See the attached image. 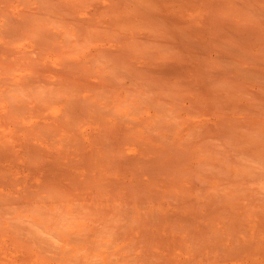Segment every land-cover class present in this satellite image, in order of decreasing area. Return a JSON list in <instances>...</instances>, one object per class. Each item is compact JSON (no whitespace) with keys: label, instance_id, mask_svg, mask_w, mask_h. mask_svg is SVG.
Returning a JSON list of instances; mask_svg holds the SVG:
<instances>
[{"label":"rangeland","instance_id":"1","mask_svg":"<svg viewBox=\"0 0 264 264\" xmlns=\"http://www.w3.org/2000/svg\"><path fill=\"white\" fill-rule=\"evenodd\" d=\"M88 1L89 3H87ZM149 1L150 0L148 1L147 0H0V16H1L0 17L1 18L0 20V96H1L0 99L1 100L0 101V152H1L0 153V177H1L0 178V201H1L0 208L3 207L0 209V226L2 225L1 227H3V229H1L0 227V235L5 234L2 237L0 236V239H3L0 242V254H1L0 264H29L31 261H32L31 264H40V263L42 264V262L43 263L45 262V264L46 262L47 264H79V263L80 264H130L129 262H131V264H135V263L136 264L137 263L138 264H144V263L145 264H167V263L168 264H179V263L180 264L181 263L183 264H196V263L198 264H204V263L205 264H245V263L264 264L263 256L258 257L264 254H262V251L260 252L258 251L260 254L256 252L257 249L263 250L264 248V235H263L264 227L263 224L259 223L262 220V218H263L262 221L264 223V217L263 214H261L262 218L261 216H259L260 220L258 222V217H256L257 215L253 214L254 215L253 218L252 215H250L248 212L250 211L249 207L251 208L252 206L251 205L252 201H253L252 203L253 205L255 204L257 205V208L259 207V213L260 211H262V209L259 206V203H256L258 200L257 201L253 200V198L256 196L260 198L261 195L262 196L264 195V193H262L264 192V154H263L264 140H261V143L263 142L262 145L260 142H258L259 139H261V136H263L262 139H264V123H262L264 122V104H263L264 103V52H263L264 51L263 50L264 49V39H263L264 38L263 36L264 35V29H263L264 0H248V1L247 0H234V1L233 0L232 1L231 0H157L156 2L158 4L153 0L150 2ZM152 2H155V4H153V7L151 4ZM135 4H137V6L140 5L141 8L143 9L139 7L141 10L140 9L136 10L135 8L137 6H135ZM237 4L240 6V9H237L238 11H235L236 7L238 8ZM258 4L260 5V7ZM154 6L157 7L155 8ZM214 6H221V7L218 8ZM233 6L236 7L234 8ZM225 7L227 9H225ZM217 8L218 11L221 10L222 12L219 14L220 12L219 11L218 14L215 15L217 13ZM257 8H260V10L258 11ZM129 9L130 11H128ZM116 10L117 11L120 10L121 12L120 11L117 12ZM122 11L125 12L127 11V12L125 13ZM131 11H132L131 14L128 13ZM117 13H119L118 14L119 16L117 15ZM39 14L41 16H39ZM139 14L141 15V17L139 16ZM116 15L118 16V18ZM33 16L35 19H37L36 21L33 18ZM26 17L28 19L31 18L32 21L31 19L28 20ZM123 17L124 19H122ZM157 17L158 19H161L160 17H162L163 20L162 19L157 20ZM125 18L129 21H127ZM14 20L15 22H13ZM8 21H10L9 23L11 24L7 25ZM36 22L37 23L39 22V24H37ZM41 22L43 24V27H39L42 26ZM131 24H134L135 29H132L134 27H132L133 25ZM14 25L15 27H13ZM74 25L76 28L74 27ZM85 26L86 28L89 29H85ZM80 27H83L84 28L83 30H86V32H80V30L77 29V28L80 29ZM120 27L123 28L121 29L122 32H120ZM129 27L132 30L128 29ZM90 28L94 29V31L92 29L90 30ZM172 28L173 30H171ZM168 30H170L171 32H165ZM174 30H176V32ZM3 31L5 34L3 33ZM134 31H136V33ZM163 31L165 32V34ZM8 32L12 33V34L10 33L11 36L10 34L9 35L6 34ZM19 32H21L22 35L19 34ZM159 32L162 33L163 36ZM175 33L177 35H175ZM178 34H181L180 36H182L183 40L179 39L181 37H179ZM157 35L159 36L157 37ZM12 36H14V38ZM38 36H41V38H39ZM177 36L179 38H177ZM137 37L139 38L137 39ZM19 38L20 40H18ZM178 39L179 42H177ZM130 40L131 43L133 41L135 42L136 40L137 43L135 44L137 45L138 48H136L134 42L132 43L133 45L128 43ZM143 43H145L144 44L145 46L143 45ZM129 45L135 47V48L132 47L133 50L135 49L138 50L137 55L139 57L134 56V54L131 53L133 50L130 49ZM159 47L160 49L161 48L162 49L160 50ZM144 48H148V50L146 49L145 51ZM180 49L182 51H184L185 49L186 53L187 50H190L188 51V53L190 52L188 56L184 55V57L183 56L180 57V58L183 57L184 61H187L188 63L187 62L181 63L183 58L181 60H179L180 58L178 59L177 55L180 54L181 52ZM143 50L145 51V53ZM139 51L143 52L144 55H142ZM191 51L196 52L195 56H198L200 54L199 55L200 57L198 56L199 58L196 57L197 61L193 59L192 57L193 52ZM134 53L136 55V51H134ZM130 54L133 55V57ZM162 54H164V56L168 55L170 57L176 54L177 59L180 62L179 61L177 62L176 61L177 59L174 57L175 61H171V59L174 60L173 58H171L170 60L168 59L169 62L166 63L167 60H163L164 56H161ZM180 55H183V53ZM186 56L192 57L191 59L194 61H190L191 60L190 58L189 61L185 60L188 59ZM37 60H39V62ZM116 60L118 62L120 60L121 61L120 63H117ZM33 61L38 62L41 65H39L38 67L37 65L38 63H37L36 64L37 66H34L35 63L33 64ZM158 61L161 63H159ZM162 61H164L165 64H163L164 62ZM7 62L9 63L10 68H12L11 66L13 65L17 70H14L13 69L14 67L12 69H9V67L7 66L8 65ZM22 63L25 64L26 66L23 65ZM115 63H117L116 66L114 65ZM32 64L33 67H31ZM107 64L108 66H106ZM119 64H122L123 67L124 64L125 66L127 65L126 67H124L126 71L122 68L121 65L119 66ZM195 64L200 65L199 67H202V69L204 67L203 70L205 71L207 70L206 72L208 73H206L205 71H204L205 73H201L203 72L201 71L202 70L201 68H199L200 69L199 72L198 70L197 72L195 70L196 73L195 72L193 73L194 70L191 71V69L194 68L197 69V66H195ZM252 64L255 65V67ZM128 66H131L130 68L132 67L133 68L130 69ZM136 66L138 69L135 68ZM20 67H26V68L25 69L21 68V70L23 69L21 71L20 69H18ZM107 67L108 69H105ZM42 69L45 73L43 71L40 72ZM127 69L129 70L128 74H127L128 71ZM111 71H114L116 77L119 76L120 78L117 79L115 78V76L112 75L114 78L112 79L110 75ZM135 71L137 72L136 74L140 73L138 74L140 75V77L137 75L139 78L136 77V74H134ZM188 71L191 72L189 73ZM11 72L13 73V75ZM39 72L42 75L41 77L39 76L40 75ZM132 72L134 75L130 74ZM35 73H38V75H36ZM198 73L201 74L200 75L201 77L199 76ZM193 74L199 76L197 77L198 80L196 79V76ZM105 75L106 76L109 75L111 77L110 78L109 76H107L110 79V81L113 80V82H115V80H118L116 82V86H118L119 89H117L118 87L116 88V86L114 85L115 83H113L112 81L111 82L113 84L107 82L109 83L107 84V86L110 84L115 86L116 88L115 91L117 92L116 97L118 96L117 99H115L116 98L115 95H112V94H116L114 93L115 91L113 92L111 91V89L114 88V86L113 88H110L112 85L108 87V89H110L109 92H106L107 90L106 89L105 92L101 93V91H104L101 90V87H103L106 81H109V79L107 80V78L106 80H104ZM75 76L81 77L85 81L86 80L91 81L89 83L87 82V84L92 83L91 85H93V83H97L98 85V83H100V85L101 84L103 85H101V87L99 86L100 88H98V86L96 85V87L98 88L96 93L95 92L96 88L90 89L88 86H86V83H83L84 85L83 86L79 80L82 87L86 86L89 89L83 93L81 92L83 95L78 97V94H80V92L78 93L77 90L75 91V88L77 85H79V82L77 83L75 81L78 80V78H76ZM192 76L194 77L192 78ZM199 79H201V82L202 80H204L206 85L203 86L202 85L203 82L201 83ZM30 80L32 83L30 82ZM100 80H103L105 82L101 83ZM29 82L32 84L31 88L37 86L36 89L38 90L34 92L33 91L34 89L33 90L30 89L31 91L34 92L31 94L37 95V93L43 92L46 98H44L43 97L44 95L42 96L41 93L39 95V98L35 97V95L31 96L29 95V93H27L29 96L25 95V93L21 89L22 86L21 84L23 83L26 84V85L23 84V86L26 87L27 89V87H30ZM199 82L201 83V85ZM18 83L19 85H21L20 89L23 92V93L20 92L19 94L22 93L25 96H22V94L21 95L16 94L19 91L15 92L14 89H15V85H17ZM33 83H35L36 85ZM196 83H198V85L200 86H196L197 85ZM10 84L12 86H10ZM43 84L46 86L47 89L44 88ZM135 84L138 86L139 89L137 88V86H135ZM191 84L194 86H191ZM207 84L211 86H208ZM51 85L54 91L56 92L62 90L63 89L62 87L66 85H68L66 87H68L69 89L67 88L68 91H64L65 90L64 88L63 89L64 93L63 95H61L62 97L60 96L59 98L56 96V94L53 95L55 92L51 88ZM107 86L104 88H107ZM205 86L208 87V89L210 88V91L214 90L215 88H216L215 91L219 89V95L217 96L219 97L222 95L221 97L223 100V102L222 100L220 102L219 101L220 99H217L219 103H217V101L214 103L213 101H215L216 97L214 99L212 98V101H209V103L213 102L214 105L212 107V105L210 104V107L216 109L213 110L212 108L209 109L207 107L210 111L212 110L210 113L206 112L209 110L206 109L205 107H204L206 109V111L204 110L205 112L201 111L203 107H201L202 109L200 110L198 109V107L205 105L207 101L206 99L209 98L208 97L205 99L206 95H203L204 93L202 90H204L203 87L206 88ZM86 87L85 89H87ZM93 87H95V85H93ZM125 87H128L127 89L129 90L131 89L130 91L133 90L137 91L138 89L140 96H138V98L132 97L133 95H136L134 93L132 94V96H130L132 97V100L134 99V102L131 100V98H128V100L129 99L130 100L127 101L126 91H124L125 89L122 90ZM167 87H169L170 89H168ZM212 87L215 88L213 89ZM55 88L60 90L57 91L55 90ZM70 88L73 91H71ZM164 88H166L167 91ZM16 89H18V87ZM208 89L204 91L207 92ZM11 90L14 91L12 92ZM43 90H47L48 92L46 91L44 93ZM81 90L82 89H80V91ZM25 91L28 92V90ZM110 91L112 93L111 95H110ZM168 91L171 93H169ZM184 91H186L187 93ZM51 92L54 93L50 95ZM200 92L203 94L201 95ZM72 93L74 94L72 95ZM108 93L113 98V100H111V98H107ZM209 93L210 92H208V94ZM9 94H11L10 97ZM48 94L50 96H48ZM58 94L60 95L61 93L59 92L57 93V95ZM75 94L76 97L74 96ZM103 94H105V98L107 99H105L103 96L104 100L102 97H100L102 100L100 99L97 100L98 98L97 96L100 95L102 96ZM211 94L212 95H210V97H214L213 95L214 92H212ZM12 96L14 97V100L18 101V102L13 101L15 105L12 103L13 100V98H11ZM21 98H23V100L26 99L25 100L26 102L23 101L22 104H20L22 101L20 100ZM69 98H71L72 101ZM40 100L42 101V103L40 102ZM125 101L127 103L131 102L132 104L128 103L127 106L126 105L127 103H124ZM176 102L178 104H176ZM10 103H12L13 106ZM26 103L27 105L25 106ZM73 103L74 104L76 103L75 106L76 105L78 106L74 107ZM157 104H161L162 106L163 104H166L164 105L165 108L161 107L162 108L161 110L163 112H164L163 109H166V106L167 108L168 107L169 108L166 110V112L161 113L158 107L161 105H157ZM215 104L219 105V107L217 108ZM221 104L222 107H220ZM40 105L42 107H40ZM177 105L179 108L177 107ZM38 106L40 108H38ZM138 106H140L139 107L140 109L137 111ZM195 106L197 108H195ZM206 106H209V104H206ZM76 108L77 110H75ZM176 109H180V110H176ZM245 109H247L248 111H246ZM16 111L17 114L15 113ZM66 111H68L69 113ZM219 113L220 114L223 113L224 115L222 114V117H217L216 114ZM72 114L75 115L74 116L76 118L75 122H72L74 120H70L73 117L71 116ZM220 114L219 116H221ZM76 115L79 117H77ZM249 119H251V121ZM68 120L72 122L71 124L75 123V128H74L75 130L71 129V127L74 126H70V127H68L69 125L66 126L69 129L64 126L69 123ZM121 124H124L122 126L123 128L126 129V132L124 133V136L126 135V137H128L126 139L123 138L124 130L122 129L123 130L122 132V130L119 129L120 128L119 125ZM255 124L257 125V127L255 126ZM258 124H261L260 127ZM43 126L46 127L44 130H43L44 128ZM111 126L112 127L117 126V127L112 128ZM37 127L39 128V130L44 131L43 134H41L40 133L41 131L37 130L36 134L38 133L41 134L40 135L41 137L39 135L35 136L34 134H31V133H35L36 130H33V128L38 129ZM49 128L51 129L49 130ZM149 128L151 130L153 129L154 136ZM115 129L116 132L120 131L121 136L123 137L119 135L120 132L116 133ZM45 130L47 131L49 130L50 132L53 131L51 134L52 136L50 135L49 131H48L49 134L45 135ZM208 130H210L209 132L211 133H207ZM128 131L130 133H128ZM213 131H215V133ZM132 132L133 134L135 132V134L131 135L132 137L131 140L129 134H131ZM198 132H199V137L202 136L201 138L198 137L197 134ZM56 133L57 135H59L58 137L56 135L54 136V134ZM104 133H106V135ZM200 133H204V134H200ZM42 135H44V137ZM257 137L258 140H256ZM59 140L60 142H58ZM184 140H186V142ZM253 142H256L257 144ZM55 144H57V146ZM68 144H72L74 147L75 146L77 147L74 148L72 145H68ZM258 144L260 145L257 146ZM154 148H156L158 152ZM118 149L119 151H117ZM152 149H154L155 151ZM203 149L205 153L202 152ZM81 150H83L84 153L86 152L84 154L86 157L85 156L83 157V153L80 154ZM216 151L218 152L221 151L225 155L221 156L220 155L221 153L219 152L220 153L218 154L219 158H217ZM210 153H211V157H209V155L206 156L207 154ZM36 154L39 156V158L37 157ZM39 154L42 156H40ZM199 154L200 155L203 154V155L200 156ZM65 155H67L68 159L66 158ZM198 155L199 157H197ZM212 155H215L216 157ZM43 156H45V158ZM173 156L175 159L173 158ZM227 156L229 157L230 161L231 159L235 158L232 160L235 164L231 163L230 165V162L229 163L227 162L228 161ZM40 157H42V159H44L45 162H49V163L41 162L40 165L39 161H42ZM121 157L122 159L123 158L124 159L123 160L120 159ZM34 158L35 160L38 158L36 161H38L39 163L36 162ZM170 158L173 159L171 160ZM169 159L171 162L167 161ZM35 163L36 164L38 163L41 167L39 165L35 166L36 165ZM92 163H94V165ZM238 165L242 167L238 168L239 167ZM34 166L35 168H31ZM123 166L125 168L127 167L128 169H130V171L122 170L124 169L122 168ZM88 167L90 168V170ZM4 172L5 173L8 172L9 175L5 174ZM216 172L218 174H216ZM246 175L252 178L256 177V179H258L259 181H257L256 179H251L252 181L254 180L252 183V181L248 179L249 177H247ZM54 178L56 179L55 181H58V183H55V181L54 183L59 185V186L55 185V187L59 188V190L61 189V192H59L58 190V192L61 193L60 194L61 196H59V194L56 193L57 188H55L56 190L54 192L55 196L53 195V193H51L52 192L51 187L54 190V185L51 186L50 184L51 183L54 184L52 182ZM229 178L231 179L230 180L231 182L233 179H234L233 181H236L237 178H240L237 179V182L234 183H236L237 185H241L240 183L243 181L242 185L244 186H245L244 181H246L247 179H248L247 180L248 183L251 181L249 184H246L247 188L245 187V189L247 191L243 189V191L246 193L240 192L242 189L238 193L237 190L239 188L235 190L234 189L235 185L233 182L232 184L234 186L231 184ZM227 179L229 182L227 181ZM144 181H146L145 182L146 184L144 183ZM238 181L240 183H238ZM256 181L257 184L255 185L254 182ZM80 182L84 184L85 187ZM174 183L177 186L180 185L181 190L182 189L185 190L186 188V192H184V190L179 191L180 190L179 187L177 188V186H175ZM68 184L71 185L73 184L74 188L77 189V191L79 189L81 190H79L78 192L75 191L74 188H72L74 189L72 190L71 187L73 186H68ZM250 184L252 185L250 186ZM76 185L77 186L79 185V188ZM138 185L142 187L140 188L138 187ZM167 185L168 186L174 185L175 187L173 186L171 189L166 187ZM192 185L194 186L192 187ZM227 185L228 186L230 185L229 187L231 186L233 187V188L231 187L232 191ZM48 186L49 187L51 186L50 191H48L49 188ZM248 186L251 187V189ZM202 187L206 188V191ZM43 188L44 190L42 191L41 189ZM97 188L100 190H98ZM194 188L195 190H193ZM219 188L223 190L221 191ZM224 188H227V190H230L231 192L229 191L226 192L225 191L226 189ZM108 189H110V191ZM112 189L113 191L111 192ZM197 189L200 191L201 195L200 193H197L198 191ZM90 190L92 191V193ZM189 190H193L192 191L193 193H191V191L189 192ZM219 190L221 192L220 195H222L223 197L222 196L219 197V193L216 194V192H218ZM233 190L237 191V194L232 193ZM74 191L77 194L74 193ZM46 192H48L49 195L48 193L46 194ZM80 192L83 193L81 194ZM223 192L226 193L223 194ZM78 193H80L82 197L83 195H85L84 196L85 199L82 198L79 201L80 194ZM97 193L100 194L103 193L99 196L101 199L98 197ZM211 193L214 195L212 196ZM50 194H52L54 198H56V194L59 196V197L57 196V199H55L56 200L54 201L55 203L54 202L52 203L51 199L54 200V198ZM71 194L74 196V199L72 198L73 196ZM210 194L212 197L211 200L209 199L211 198L209 196ZM45 196L48 197L51 196V199L50 197L49 200L45 198L46 201H44V199L42 198H44ZM102 196L104 198H102ZM217 196L221 199H219ZM91 197L93 198L94 203ZM214 197L215 199L217 198V201H215ZM246 197H247L246 200L247 202L244 200L246 199ZM250 197L252 198V201L249 203L248 201L251 199ZM88 198L89 200L90 199L91 200L90 201L87 200ZM98 198L100 200H97ZM206 198L209 199L210 202H212V204L214 205V206L212 205L213 208L209 209L211 203ZM263 198L261 197V199L263 200L262 202L264 203ZM22 199H24L25 201ZM186 199L188 200L193 199L192 202L195 200L196 206H198V204L201 205L203 203H206V205L203 204L204 209L201 205L202 209L201 208L200 209L202 211L200 209L198 210V207L196 206H194V208L192 207L193 209L191 210V208H189L187 206V203L185 202ZM242 199L245 201V203H242L243 201L241 202ZM86 200L89 202L88 206L89 205L93 206L94 204H96L92 208V210L96 209L95 212L93 210L94 213H100L101 210L102 212L103 211L104 212L103 213L101 212L100 216L97 214L99 217L96 214L95 215L93 214L94 217L92 216V218H89L90 220H88L87 215L85 217L84 214L85 212L87 213L88 210L87 208L90 207L91 209V206L84 207L85 204H87ZM188 200L186 201L188 202ZM232 200L237 202L234 201L232 202ZM81 201H83V203H81ZM183 201L185 202L184 203L185 205H183L182 203ZM29 202L31 203L30 208L29 206L26 207V203ZM190 202L191 201H189L188 203ZM262 202H260V204ZM14 203L16 205H14ZM71 203L73 205H71ZM76 203L80 204V205L78 204L79 208L81 206L86 208V211L84 209L85 212L81 211L82 209L81 210L79 209V211L83 212L84 214L81 215L80 213H76L75 215L73 214L75 213V211H78L77 209L75 210L74 208V205H76ZM127 203L130 205V207L128 206L129 208H127L128 205ZM180 203H182L181 204L182 206L180 205ZM207 203L210 204L208 205ZM246 203L250 204L251 206L250 205L249 207L248 205L244 206L246 205ZM18 204L19 205L21 204V207ZM23 204H25V206ZM32 204L35 205V209L34 206L32 207ZM38 205L40 206L39 207L40 210L38 209ZM56 205H58L57 208ZM14 206H16V208ZM121 207H123L124 209ZM262 207L264 208V204L262 205ZM58 208L60 210H58ZM111 208L113 213L111 212ZM131 208L132 210H130ZM195 208L197 209L193 213V210ZM205 208L208 210H206ZM2 209L10 217L7 218L6 214L3 215L4 212L2 211ZM36 209H38L39 211H37ZM46 209L49 210L47 211ZM70 209H74L75 211L74 212L73 210L69 211ZM121 209L124 210V212H127L124 214V216H122L123 214L122 215L119 214ZM241 209L242 212L240 211ZM43 210L46 211L43 212ZM61 210L63 211V213L60 212ZM161 210L164 211L162 212L163 214H161ZM8 211H10L9 214L7 213ZM57 211L59 212L57 213ZM196 211H200L199 213L201 214H197L198 212L195 213ZM226 211L229 213L231 212L235 216L237 215L236 217L234 216V219L235 218L236 219L231 220L232 217L230 216L225 217L226 215L229 214ZM11 212L13 214H11ZM36 212H38L39 214H37ZM66 212H68L69 214ZM124 212L121 211V213ZM154 212L157 214H155ZM224 212H225V216L223 215ZM238 212H240L241 214L245 212L244 216L246 217L247 215L246 218H248V220L246 221L245 219H242L243 215H240ZM52 213H54V215L57 214L58 216L57 215L52 216ZM60 213L63 215L65 213L66 216H70V217L71 214H73L72 217L71 218L69 217L68 219V221L70 220L72 224H70L71 222L69 223L68 221H65L64 219L65 216L61 215ZM104 213L107 216H105ZM231 213L229 215H231ZM154 214L155 217L157 216L158 219L161 220L159 222L157 219L159 223L158 222L156 223V218H154ZM159 214L161 216L165 215L166 218L161 217L160 219ZM221 214L223 215L222 216L223 218L225 217L227 219H223L221 217ZM77 215L79 217H77ZM82 215H84V217ZM219 215L221 219L218 218ZM239 215L242 217L238 219ZM73 216L79 219L77 220V218L75 219ZM95 216H97L98 219ZM121 216L124 217L125 221L126 220L133 221L135 219L134 222H136V224L139 222L138 224L141 225H138L137 228V225L135 223H134L135 225L133 223L131 224V221L127 223L124 220H122L123 218L121 219ZM142 216L144 217V219ZM4 217H6L7 219H5ZM58 217H62V218H58ZM129 217L130 220H128ZM213 217H214L213 220H215L216 217L219 220H221L218 221V219L216 218L215 220L216 222L214 223L215 226L213 225V221L210 223L211 221L210 218ZM229 217L230 219H228ZM60 219L62 222L60 221ZM151 219L154 220L151 221ZM141 220L145 221L148 227L146 225L144 226L145 222L142 223ZM187 220H189L190 222ZM233 220H234V224L231 225L230 223L233 222ZM236 220L238 221V223ZM101 221L105 223L104 230L108 228L106 227L107 225L106 223H108L109 226L110 222L111 223L116 222V226L114 225L112 227V230L110 231L108 228L106 230L107 231V235H106L105 234L106 232L104 230L101 232V229L103 228ZM154 221L156 223L155 225H153ZM184 221L186 223V226L189 223H191V225L193 224L194 227L193 225L191 226L193 228L190 227L188 228L187 226L186 229L185 228L186 226L184 225L185 224ZM256 221L259 223V225L261 224L262 227L261 225L260 226L257 225ZM73 222H75L76 227H74L75 225H73ZM161 222H163L165 225L164 224L162 225ZM239 222L242 225L247 226L246 228L243 227V229H245L246 232L250 233L249 236H247V233L242 229V227L241 229L243 230V232L241 233L242 230L239 227L242 225H237L240 224ZM79 223H82L83 225H79ZM123 223H125L124 226L126 228H123L124 227ZM172 223L174 224L176 223V224L174 225ZM94 224L95 225L97 224L96 228ZM120 224H122V226ZM229 224L233 227L236 224L237 230H235L234 228L232 229L231 232L228 230L231 229L230 227L225 228L228 227ZM15 225L17 227L24 226L23 229L24 230L27 229L25 231L27 233L24 232L25 233L24 234L23 233L24 230H19V228L22 227L17 228L15 227ZM162 226L164 227L162 228ZM209 226L211 230H214L216 228L215 230L217 232L215 230L213 231L214 233L210 231ZM213 226L215 228H213ZM222 226H225L224 227L225 229H223ZM258 227L262 229V231L260 230L262 232L261 235L259 234L260 232L257 233L258 235L254 234V232H257ZM127 228L129 232L127 231ZM146 229L147 231H145ZM168 229L169 231H167ZM172 229L174 232L171 231L172 232L171 233L170 230ZM181 229H183V231H181ZM190 229L192 231H189ZM217 229L219 231L223 230V232L228 230L229 231V232L227 231L228 235L233 234V238L231 236L227 237L226 236L227 234L223 232H220L222 233L221 237L218 236L219 231ZM18 230L21 232L20 236L24 235L23 237L20 238V236H18L19 235ZM233 230H235L236 235L234 234ZM113 231L115 232V234ZM175 231L181 232L178 233V235L181 234L180 236L182 238V241L185 242H187V237L190 238L189 236L191 235V233L187 235L188 232L197 231L196 234L198 235L199 233V237L201 236L200 238L203 239L202 241L201 240L196 241L195 240L196 237L194 238L191 235V237L194 239L193 240L190 239V241H188L187 244L184 243L182 245V243L179 244V242L178 243L175 242L177 241L175 240L176 238L179 239L177 234H175L177 233ZM154 232L157 235H155ZM130 233L133 234H131L130 236ZM204 233H207L208 238L210 237L208 240V244L212 243L213 239L215 242H216L215 239H219L221 243L222 242L221 239H222L224 240L222 244L223 245L226 244L225 247L222 244L219 245L218 244L219 240H218L217 241L218 245L215 242L209 245L211 246V248L209 247L211 251H213L212 249H215V251L210 252V250L207 249L208 247L206 240L208 238L206 234L205 236L207 239H205L203 235H201ZM193 234L195 235V233ZM213 234L214 237L216 236L217 237L216 238L212 237ZM13 235L15 237H13ZM25 235L28 237H26ZM234 235L235 237L238 236L236 237L238 242H235L236 240L234 239ZM39 236L42 237L45 236V237L42 239ZM134 236L138 239H135ZM155 236H157L158 239ZM17 237L19 240L17 239ZM37 237L39 238V240ZM211 237L213 239H211ZM22 238H25V242H28V244L30 242L29 246L26 245L25 242H21L24 241ZM226 238H228L230 241ZM33 239H36L37 241ZM197 239L199 238L197 237ZM232 239H234V242L237 243V245L233 241L231 242ZM159 240L161 242H159ZM242 240L245 241L244 244L241 243ZM173 241L177 244L176 248L175 247L172 248L174 246ZM45 242L48 244H45ZM134 242L137 244L141 243V245L139 244L140 246L139 245L137 246L136 244H133ZM42 243L45 244V246ZM170 243L173 246H171ZM196 243L198 244L200 243L199 245H201V247H199V245L197 247ZM205 244L207 248L205 247ZM3 245L5 246L3 247ZM35 245L36 247H32ZM142 245H144L145 247ZM164 245H165V249H164ZM181 245L184 246L182 250H180ZM202 245L204 246V248ZM190 246L194 248L192 249V247ZM217 246H219V248L221 246L222 247L219 250ZM235 246L239 249L241 248L242 251L245 252L242 251L237 252L238 249ZM29 247H31L32 251ZM50 247L51 249H49ZM138 247H140L141 250H139ZM170 247L173 249V253L175 252L174 254L171 253L172 251L170 250ZM233 247L234 249H232ZM16 248H18V250ZM28 248H29V252H28ZM186 248H188L187 252H186ZM167 250H169L170 252H168ZM252 250H253L252 253L254 255L256 254L255 256L258 257L259 260H257V258H255L254 256L249 257L250 254L247 253H249ZM40 251L44 252L45 257L43 254H38L40 253ZM231 252L232 255L234 253L233 256L231 255L232 257L230 256ZM27 253L31 254L33 257L30 255L31 256L30 258L29 254L27 255ZM46 253L48 254V256H52V258L48 257ZM115 254L117 256H115ZM210 254L212 258L210 257ZM235 255H238L237 258ZM39 257L40 258L42 257L41 261H39L40 259ZM46 257L48 260H46ZM33 258L34 260L37 259L35 263ZM143 258L145 261H143ZM162 258H164V260L166 259L169 260V262L163 261ZM197 258L199 259V261L197 260ZM30 259L32 260L30 261Z\"/></svg>","mask_w":264,"mask_h":264},{"label":"bare ground","instance_id":"2","mask_svg":"<svg viewBox=\"0 0 264 264\" xmlns=\"http://www.w3.org/2000/svg\"><path fill=\"white\" fill-rule=\"evenodd\" d=\"M147 1H148V0H147ZM150 1H152V0H150ZM150 1H149V2H150ZM153 1L156 2L157 0H153ZM231 1H232V0H231ZM233 1H234V0H233ZM247 1H248V0H247ZM85 2H86V1H85ZM155 2H152V3H151V4H152V7H153V4H155ZM159 2H160V1H159ZM87 3H89V1H88ZM156 3H157V2H156ZM233 3H235V2H233ZM233 3H232V4H233ZM239 3H240V1H239ZM243 3H244V2H243ZM258 3H259V2H258ZM137 4H138V3H137ZM137 4H135V6H137ZM157 4H158V3H157ZM147 5H148V4H147ZM237 5H238V4H237ZM237 5H236V6H237ZM254 5H255V4H254ZM258 5H259V4H258ZM258 5H257V6H258ZM85 6H86V5H85ZM135 6H134V7H135ZM157 6H158V5H157ZM157 6H156V7H157ZM236 6H233V7L235 8ZM242 6H243V5H242ZM262 6H263V5H262ZM137 7H138V8H137ZM137 7L135 8L136 10H138V9L141 8L140 5H138ZM139 7H140V8H139ZM145 7H146V6H145ZM152 7H151V8H152ZM154 7H155V6H154ZM156 7H155V8H156ZM211 7H212V6H211ZM214 7H218V8H219V7H221V6H214ZM226 7H227V6H226ZM226 7H225V9H227ZM246 7H247V6H246ZM259 7H260V5H259ZM25 8H26V7H25ZM25 8H24V9H25ZM218 8H217V13L215 12V13H216L215 15H217L219 11H220L219 14L222 12L221 10L218 11ZM255 8H256V7H255ZM117 9H118V8H117ZM126 9H127V8H126ZM131 9H132V8H131ZM141 9H143V8H141ZM141 9H140V10H141ZM223 9H224V7H223ZM237 9H240V6H239V5H238V8L236 7V10H235V9H234V10H235V11H238ZM244 9H245V8H244ZM257 9H258V11L260 10V8H257ZM262 9H263V8H262ZM5 10H6V9H5ZM124 10H125V9H124ZM214 10H215V9H214ZM231 10H232V8H231ZM116 11H117V10H116ZM119 11H120V10H119ZM119 11H117V12H119ZM128 11H130V9H129ZM146 11H147V10H146ZM146 11H145V12H146ZM148 11H149V10H148ZM150 11H151V10H150ZM96 12H97V11H96ZM120 12H121V11H120ZM122 12H125V11H122ZM126 12H127V11H126ZM126 12H125V13H126ZM128 13L131 14L132 11H131V12H128ZM128 13H127V15H128ZM146 13H147V12H146ZM153 13H154V12H153ZM153 13H152V14H153ZM226 13H227V11H226ZM1 14H2V13H1ZM55 14H56V13H55ZM93 14H94V13H93ZM118 14H119V13H117V15H118ZM123 14H124V13H123ZM222 14H223V13H222ZM260 14H261V13H260ZM32 15H33V14H32ZM32 15H31V16H32ZM102 15H103V14H102ZM117 15H116V16H117ZM31 16H30V17H31ZM37 16H38V15H37ZM39 16H41V15L39 14ZM39 16H38V17H39ZM43 16H44V15H43ZM118 16H119V15H118ZM118 16H117V18H118ZM121 16H122V15H121ZM125 16H126V14H125ZM132 16H133V15H132ZM139 16L141 17L140 14H139ZM139 16H138V17H139ZM0 17H1V16H0ZM35 17H36V16H35ZM38 17H37V18H38ZM49 17H50V16H49ZM51 17H52V16H51ZM102 17H103V16H102ZM102 17H101V19H102ZM256 17H258V16H256ZM261 17H263V16H261ZM26 18H27V17H26ZM26 18H25V19H26ZM33 18H34V16H33ZM104 18H105V17H104ZM127 18H128V17H127ZM160 18L162 19V17H160ZM216 18H217V17H216ZM7 19H8V18H7ZM27 19H28V18H27ZM29 19H31V18H29ZM29 19H28V20H29ZM34 19H35V18H34ZM34 19H33V21H34ZM52 19H53V18H52ZM120 19H121V18H120ZM122 19H124V17H123ZM125 19H126V18H125ZM138 19H139V18H138ZM161 19H158V17H157V20H161ZM0 20H1V18H0ZM12 20H13V19H12ZM12 20H11V21H12ZM36 20H37V19H35V21H36ZM39 20H40V19H39ZM114 20H115V19H114ZM126 20H127V19H126ZM155 20H156V19H155ZM162 20H163V19H162ZM247 20H248V19H247ZM259 20H260V19H259ZM31 21H32V19H31ZM42 21H43V20H42ZM127 21H129V20H127ZM133 21H135V20H133ZM242 21H243V20H242ZM261 21H262V20H261ZM9 22H10V21H8V23L6 22L7 25H8V24H11V23H9ZM13 22H15V20H14ZM44 22H45V21H44ZM75 22H76V21H75ZM112 22H113V21H112ZM115 22H116V21H115ZM122 22H123V21H122ZM20 23H22V22H20ZM30 23H31V22H30ZM36 23H37V22H36ZM132 23H133V22H132ZM134 23H135V22H134ZM139 23H140V22H139ZM242 23H243V22H242ZM23 24H24V23H23ZM37 24H39V22H38ZM41 24H42V22H41ZM47 24H48V23H47ZM125 24H126V23H125ZM125 24H124V25H125ZM137 24H138V22H137ZM5 25H6V24H5ZM15 25H17V24H15ZM15 25H14L13 27H15ZM21 25H22V24H21ZM32 25H34V24H32ZM117 25H118V24H117ZM131 25H133L132 27H134V24H131ZM258 25H259V24H258ZM11 26H12V25H11ZM11 26H10V27H11ZM35 26H36V24H35ZM45 26H46V25H45ZM49 26H50V25H49ZM86 26H87V25H86ZM86 26H85V29H89V28H86ZM110 26H111V25H110ZM135 26H136V24H135ZM13 27H12V28H13ZM16 27H17V26H16ZM19 27H20V26H19ZM19 27H18V28H19ZM33 27H34V26H33ZM39 27H43V24H42V26H39ZM74 27H75V25H74ZM164 27H165V26H164ZM45 28H46V27H45ZM75 28H76V27H75ZM126 28H127V27H126ZM8 29H9V28H8ZM15 29H17V28H15ZM23 29H24V28H23ZM23 29H22V30H23ZM38 29H40V28H38ZM77 29L80 30V32H86V30H83V29H84L83 27H80V29H79V28H77ZM91 29H92V28H90V30H91ZM114 29H115V28H114ZM121 29H123V28L120 27V32H122ZM128 29H131V28L129 27ZM132 29H135V27L132 28ZM132 29H131V30H132ZM137 29H138V28H137ZM137 29H136V30H137ZM165 29H166V28H165ZM218 29H219V28H218ZM263 29H264V28H263ZM10 30H11V29H10ZM10 30H9V31H10ZM22 30H21V31H22ZM90 30H89V31H90ZM92 30L94 31V29H92ZM158 30H159V29H158ZM171 30H173V28H172ZM35 31H36V30H35ZM35 31H34V32H35ZM37 31H38V30H37ZM42 31H43V28H42ZM108 31H109V30H108ZM108 31H107V32H108ZM112 31H114V30H112ZM115 31H116V30H115ZM174 31L176 32V30H174ZM174 31H173V32H174ZM215 31H216V30H215ZM44 32H45V31H44ZM49 32H50V31H49ZM52 32H53V31H52ZM77 32H79V31H77ZM118 32H119V29H118ZM134 32L136 33V31H134ZM163 32H164V31H163ZM165 32H171V31L168 30V31H165ZM165 32H164V34H165ZM213 32H214V31H213ZM3 33H4V31H3ZM10 33H11V32H10ZM10 33L8 32V33H6V34L9 35ZM37 33H38V32H37ZM37 33H36V35H37ZM40 33H41V32H40ZM159 33H160V32H159ZM159 33H158V34H159ZM4 34H5V33H4ZM11 34H12V33H11ZM11 34H10V36H11ZM19 34L22 35L21 32H19ZM114 34H115V32H114ZM126 34H127V33H126ZM160 34H162V33H160ZM171 34H172V33H171ZM8 35H7V37H8ZM15 35H16V34H15ZM36 35H35V36H36ZM117 35H120V34H117ZM130 35H131V34H130ZM133 35H134V34H133ZM166 35H167V34H166ZM166 35H165V36H166ZM175 35H177V34L175 33ZM178 35H179V37H181V38H179L178 36H177V38H179L180 40H183L182 36H180L181 34H178ZM2 36H3V35H2ZM2 36H1V37H2ZM17 36H18V35H17ZM158 36H159V35H157V37H158ZM162 36H163V34H162ZM263 36H264V35H263ZM12 37L14 38V36H12ZM18 37H19V36H18ZM38 37L41 38V36H38ZM5 38H6V37H5ZM138 38H139V37H137V39H138ZM175 38H176V37H175ZM11 39H12V38H11ZM43 39H44V38H43ZM137 39H136V40H137ZM160 39H161V38H160ZM179 39L177 40V42H179ZM263 39H264V38H263ZM18 40H20V38H19ZM45 40H46V39H45ZM136 40H135V42L133 41L134 44L137 43ZM154 40H155V39H154ZM157 40H158V39H157ZM38 41H39V40H38ZM41 41H43V40H41ZM49 42H50V41H49ZM119 42H120V41H119ZM133 42H132V43H133ZM138 42H139V41H138ZM149 42H150V41H149ZM181 42H182V41H181ZM38 43H39V42H38ZM47 43H48V42H47ZM128 43H130L131 45H133V44L131 43V40H130ZM145 43H146V42H145ZM145 43H143V45H144ZM155 43H156V42H155ZM184 43H185V42H184ZM160 44H161V43H160ZM47 45H48V44H47ZM129 46H130V45H129ZM135 46H136V48H138L136 44H135ZM144 46H145V45H144ZM50 47H51V46H50ZM132 47H133V46H130V49H132ZM154 47H155V46H154ZM167 47H168V46H167ZM39 48H40V47H39ZM133 48H135V47H133ZM157 48H158V47H157ZM162 48H163V46H162ZM162 48H161V49H162ZM54 49H55V48H54ZM142 49H143V47H142ZM142 49H141V51H142ZM146 49L148 50V48H144L145 51H146ZM159 49H160V47H159ZM161 49H160V50H161ZM132 50H133V49H132ZM144 50H143V51H144ZM153 50H154V49H153ZM164 50H165V48H164ZM180 50H181V49H180ZM191 50H192V49H191ZM263 50H264V49H263ZM263 50H262V51H263ZM134 51H136V55H135ZM137 51H138V50L135 49V50H133L131 53L134 54V56H138V55H137V54H138ZM141 51H139V52H140L142 55H144L145 51H144V53L141 52ZM151 51H152V48H151ZM188 51H190V50H187V53H186V52H185V49H184V51L181 50L180 54L183 53V55H180V54L177 55V56H178V59H179L181 56L184 57V55H187V56H188V54L190 53V52L188 53ZM161 52H164V51H161ZM167 52H168V51H167ZM167 52H166V53H167ZM172 52H173V51H172ZM191 52L195 53V54L192 53V57H193V59H195V61H197V60H196V59H197L196 57H198L200 54H199L198 56H195V55H196V52H194V51H191ZM263 52H264V51H263ZM140 53H139V54H140ZM175 53H176V52H175ZM185 53H186V54H185ZM172 54H173V53H172ZM177 54H178V53H177ZM248 54H249V53H248ZM130 55H131V54H130ZM131 56L133 57V55H131ZM161 56H164V54H162ZM166 56H168V55H165V56L163 57V60H167L166 63L169 62V60H170L171 58L174 59V57H175V58L177 59L176 54H174V55L171 56V57H170V56L166 57ZM187 56H186V57H187ZM138 57H139V56H138ZM183 57H182V58H183ZM186 57H185V58H186ZM192 57L189 56V57H187L188 59H185V60H188V61H189ZM199 57H200V56H199ZM199 57H198V58H199ZM114 58H115V56H114ZM129 58H131V57H129ZM164 58H165V59H164ZM166 58H167V59H166ZM182 58H180L179 60H181ZM189 58H190V59H189ZM123 59H124V57H123ZM168 59H169V60H168ZM178 59L176 60L177 62L179 61ZM18 60H19V59H18ZM121 60H122V59H121ZM121 60H120V61H121ZM159 60H161V59H159ZM246 60H247V59H246ZM37 61L39 62V60H37ZM116 61H117V60H116ZM120 61H119V62L117 61V63H120ZM128 61H129V60H128ZM171 61H175V59H174V60L171 59ZM171 61H170V62H171ZM183 61H184V58L182 59L181 63H185V62H187V61H184V62H183ZM190 61H194V60L191 59ZM247 61H248V60H247ZM38 62H34V61H33V64L35 63L34 66H37V65H38V67H39V65H41V64H39ZM122 62H123V61H122ZM124 62H125V60H124ZM158 62H159V61H158ZM162 62H164V61H162ZM179 62H180V61H179ZM238 62H239V61H238ZM241 62H242V61H241ZM254 62H255V61H254ZM7 63H8V62H7ZM37 63H38V64H37ZM117 63H115L114 65L116 66ZM126 63H127V62H126ZM159 63H161V62H159ZM187 63H188V62H187ZM194 63H195V62H194ZM22 64H23V63H22ZM22 64H21V65H22ZM33 64H32L31 67H33ZM36 64H37V65H36ZM122 64H123V63H122ZM122 64H119V66L121 65L122 68L126 71V69H125L124 67H126L127 65L125 66V64H124V67H123ZM163 64H165V62H164ZM241 64H242V63H241ZM247 64H248V62H247ZM249 64H250V63H249ZM254 64H255V63H254ZM21 65H20V66H21ZM23 65H25V64H23ZM202 65H204V64H202ZM237 65H238V64H237ZM252 65H253V64H252ZM7 66L9 67V63H8ZM16 66H18V65H16ZM25 66H26V65H25ZM106 66H108V64H107ZM117 66H118V65H117ZM178 66H179V65H178ZM195 66H197V69H195V68H194V69H191V68H190L191 71L194 70L193 73L195 72V70H196V72H197V70H198V72H199V71H200L199 68L202 69V67H199L200 65H196V64H195ZM253 66L255 67V65H253ZM256 66H257V65H256ZM11 67H12V68L14 67L13 69H14V70H17V69L15 68V66L12 65ZM38 67H37V68H38ZM40 67H41V66H40ZM102 67H103V66H102ZM102 67H101V68H102ZM128 67L130 68L131 66H128ZM138 67H139V66H138ZM176 67H177V65H176ZM12 68L9 67V69H12ZM21 68H24V69H25L26 67H20V68H18V69L21 70ZM132 68H133V67H132ZM132 68H130V69H132ZM135 68H137V66H136ZM135 68H134V69H135ZM205 68H206V67H205ZM259 68H261V67H259ZM262 68H263V67H262ZM105 69H108V67L105 68ZM137 69H138V68H137ZM187 69H188V68H187ZM190 69H189V70H190ZM203 69H204V67H203ZM203 69L201 70V71H203V72H201V73H205V72L207 71V70L205 71V70H203ZM22 70H23V69H22ZM22 70H21V71H22ZM73 70H74V69H73ZM102 70H103V69H102ZM102 70H101V71H102ZM127 70H128V69H127ZM135 70H136V69H135ZM4 71H5V70H4ZM24 71H25V70H24ZM28 71H29V70H28ZM37 71H38V69H37ZM42 71H43V69H42L40 72H42ZM130 71H131V70H130ZM191 71H190V72H191ZM204 71H205V72H204ZM5 72H6V71H5ZM40 72H39V74H40L39 76L41 77L42 75H41ZM43 72H44V71H43ZM113 72H114V71H111V73H113ZM139 72H140V70H139ZM188 72H189V71H188ZM188 72H187V74H188ZM190 72H189V73H190ZM196 72H195V73H196ZM249 72H250V71H249ZM249 72H248V73H249ZM6 73H7V72H6ZM11 73H12V72H11ZM44 73H45V72H44ZM107 73H108V72H107ZM107 73H106V74H107ZM111 73H110V75H111L112 79H114L113 76H115V78H117V79L120 78L119 76L116 77L115 72H114L113 74H111ZM128 73H129V70L127 71V74H128ZM136 73H137V72L135 71L134 74H136ZM206 73H208V72H206ZM9 74H10V72H9ZM35 74L38 75V73H35ZM42 74H43V73H42ZM130 74L134 75L133 72L130 73ZM138 74H140V73H138ZM138 74H136V77H138V76L140 77V75H138ZM162 74H163V73H162ZM198 74H199V76L201 75L200 73H198ZM12 75H13V73H12ZM12 75H11V76H12ZM72 75H73V73H72ZM101 75H102V74H101ZM103 75H104V74H103ZM112 75H113V76H112ZM137 75H138V76H137ZM193 75L196 76V74H193ZM203 75H204V74H203ZM107 76H109V75H107ZM107 76H106V75L104 76V80H106V78H107V80L109 79ZM199 76H198V75L196 76V79H197V80H198L197 77H199ZM209 76H211V75H209ZM75 77H76V76H75ZM109 77H110V76H109ZM111 77H110V78H111ZM136 77H135V78H136ZM139 77H138V78H139ZM193 77H194V76H192V78H193ZM200 77H201V76H200ZM76 78H78V80H75V79H74V80H75L77 83H78L79 80H80V82L82 83V85H83V83H86V86H88L90 89H93V88L95 89V88H96V89H95V90H96V91H95L96 93H97L98 88H100L101 85H103V84L100 85V83H98V85H97V83H93V85H95V87H93V85H91L92 83L87 84V82L89 83V82H91V81H89V80H86V81H85V80H83L81 77H76ZM80 78H81V79H80ZM202 78H203V77H202ZM202 78H201V79H202ZM201 79H199L200 82H201ZM74 80H73V81H74ZM82 80H83V82H82ZM134 80H136V79H134ZM5 81H6V80H5ZM100 81H101V83H104V82H105V81H103V80H100ZM111 81L113 82V80H111ZM111 81H110V79H109V81H106V82L104 83L103 87H101V90H104V91H101V93H102V92H105L106 89H107L106 92H109L110 89H108V87H110L113 83H115L114 85L116 86V82H117L118 80H115V82H113V83H112ZM137 81H138V80H137ZM30 82H31V80H30ZM30 82H29V84H30L29 86H30V87H27V89H26V87L23 86L24 83L21 84V85H22L25 89H24L21 85H19V83H18L17 85H15V89H14L15 92H16V91H17V92L19 91V92L16 93V94H19V93L22 92V90H23V92L25 93V95H28L27 93H29V95H31V96H32V95H35V97H38V98H39V95H40V93H41V95L43 96V95H44L43 92L37 93V95H36V94H31V93H34V92H36V91H38V90L36 89L37 86H34L35 88H34V87L31 88V85H32L31 83H32V82H31V83H30ZM35 82H36V81H35ZM80 82H79V85H77L76 88H75V91L77 90L78 93L80 92V94H81V95L78 94V97H79V96H82V95H83L82 93L85 92V91H87V90L89 89V88H87L86 86H85V87H86L87 89H85V87H82V85L80 84ZM107 82L112 83V84H110V85L107 86V84H109V83H107ZM122 82H123V81H122ZM193 82H194V81H193ZM200 82H199V83H200ZM202 82H203V83H202ZM202 82H201V83H202L203 86L206 85L204 80H202ZM11 83H12V82H11ZM63 83H64V81H63ZM74 83H75V82H74ZM77 83H76V84H77ZM135 83H136V82H135ZM201 83H200V85H201ZM15 84H16V83H15ZM33 84H35V83H33ZM105 84H106L107 88H104V87H106ZM117 84H118V83H117ZM196 84H197L196 86H200V85H198V83H196ZM18 85H19V86H18ZM24 85H26V84H24ZM35 85H36V84H35ZM39 85H40V84H39ZM96 85L98 86V88L96 87ZM114 85H112L110 88H113ZM118 85H119V84H118ZM122 85H124V84H122ZM138 85H139V83H138ZM152 85H153V84H152ZM207 85H208V84H207ZM10 86H12V85L10 84ZM20 86H21V89H22V90L20 89ZM43 86H44V88H46V86H45L44 84H43ZM59 86H60V85H59ZM63 86H64V85H63ZM66 86H68V85H66ZM66 86H64V87L61 86L63 89L65 88L64 91H68V90H67L68 87H66ZM78 86H79V87H78ZM83 86H84V85H83ZM99 86H100V87H99ZM115 86H114L113 89H111L112 92L115 91V89L118 87V86H116V88H115ZM119 86H120V85H119ZM135 86H137V85L135 84ZM163 86H164V85H163ZM191 86H194V85L191 84ZM208 86H211V85H208ZM17 87H18V89H16ZM48 87H50V86H48ZM81 87H82V88H81ZM120 87H121V86H120ZM123 87H124V86H123ZM205 87H206V86H205ZM51 88L53 89L52 85H51ZM57 88H58V86H57ZM57 88H55V90H57V91L60 90V89H57ZM59 88H60V87H59ZM62 88H61V89H62ZM77 88H78V89H77ZM79 88L82 89V90L80 91ZM83 88H84V89H83ZM127 88H128V87H125V88L122 89V90L125 89L124 91H126V94H127V101L130 100V99L128 100V98H131V100H132V97H137V98H138V96H140V93L138 92V89H139L138 86H137V88H138L137 91H135V90L130 91L131 89L129 90V89H127ZM129 88H130V87H129ZM135 88H136V87H135ZM156 88H157V87H156ZM162 88H163V87H162ZM167 88L170 89L169 87H167ZM171 88H172V87H171ZM196 88H197V87H196ZM212 88H213V87H212ZM214 88H215V87H214ZM214 88H213V89H214ZM19 89H20V90H19ZM30 89H31V90L34 89V90H33L34 92L31 91ZM46 89H47V88H46ZM63 89L59 91V92L61 93L60 95H59V94L57 95V93H59V92L54 91V89H53V91H54L55 93H54V92H51L50 95H52V93H54L53 95L56 94V96L60 98V96L63 95V93H64ZM68 89H69V88H68ZM70 89H71V88H70ZM117 89H119V87H118ZM164 89H166V88H164ZM197 89H198V88H197ZM203 89L206 91V89H208V87H206V88L203 87ZM215 89H216V88H215ZM215 89H214V90H211L212 92H214V94H213L214 97H210V95H212V94H211L212 92L210 91V88L208 89L207 92H205L204 90L200 89V90H202L203 93H204V94L201 93V92H202V91H201V92H200L201 95H202V94H203V95H206V96H205V99L208 98V97L211 98V99H209V98H208L209 100L206 99L207 101L205 100V101H206L205 105H202V106L198 107L199 110L202 109L201 107H203V109H202L201 111H204V110L206 111V109H208V108L211 109L216 101H217V103H219V101L221 102V100H222V97H221V96H222V95H221V93H220L221 96L218 97L217 95H219V89H218L217 91H215ZM5 90H6V89H5ZM14 90H11V91L13 92ZM25 90H28V92H26ZM49 90H50V89H49ZM145 90H146V89H145ZM180 90H181V89H180ZM30 91H31V92H30ZM41 91H42V90H41ZM43 91H44V93H45L47 90H43ZM61 91H62V92H61ZM71 91H73V90L71 89ZM92 91H94V90H92ZM99 91H100V90H99ZM111 91H110V95L112 94ZM134 91H135V92H134ZM159 91H161V90H159ZM166 91H167V89H166ZM171 91H172V90H171ZM175 91H177V90H175ZM175 91H174V92H175ZM178 91H179V90H178ZM186 91H187V90H186ZM186 91H184V92H186ZM197 91H198V90H197ZM4 92H5V91H4ZM4 92H3V93H4ZM23 92H22V93H23ZM47 92H48V91H47ZM69 92H70V90H69ZM81 92H82V93H81ZM127 92H129V93H127ZM131 92H132V93H131ZM163 92H164V91H163ZM168 92H169V91H168ZM187 92H188V91H187ZM187 92H186V93H187ZM208 92H210V93L208 94ZM216 92H218V93H216ZM220 92H221V91H220ZM5 93H6V92H5ZM22 93H21V94H22ZM99 93H100V92H99ZM101 93H100V94H101ZM114 93H116V94H112V95H115V97H116L117 92L115 91ZM134 93H135L136 95H133V96H132V94H134ZM137 93H139V94H137ZM169 93H171V92H169ZM180 93H181V92H180ZM186 93H184V94H186ZM206 93H207V94H206ZM248 93H249V92H248ZM21 94H19V95H21ZM73 94H74V93H72V95H73ZM129 94H130V95H129ZM176 94H177V93H176ZM190 94H191V93H190ZM7 95H8V93H7ZM10 95H11V94H9V97H10ZM25 95L22 94V96H25ZM29 95H28V96H29ZM46 95H47V94H46ZM50 95L48 94V96H50ZM107 95H108V96H107ZM107 95H106L107 98H111V100H113V98L109 95V93H108ZM188 95H189V93H188ZM191 95H192V94H191ZM191 95H190V96H191ZM193 95H194V94H193ZM208 95H209V96H208ZM4 96H5V95H4ZM48 96H47V97H48ZM64 96H65V95H64ZM74 96L76 97V94H75ZM103 96H104V98H105V94H103L102 96H101V95H100V96H97V97H98L97 100H99V99L102 100L100 97L103 98ZM109 96H110V97H109ZM130 96H132V97H130ZM224 96H225V95H224ZM240 96H241V95H240ZM250 96H251V95H250ZM6 97H8V96H6ZM26 97H27V96H26ZM33 97H34V96H33ZM35 97H34V98H35ZM43 97L46 98L45 95H44ZM57 97H56V98H57ZM61 97H62V96H61ZM75 97H74V98H75ZM78 97H77V98H78ZM117 97H118V96H117ZM117 97H116L115 99H117ZM188 97H189V96H188ZM215 97H216V99H215V101H213L214 103H213V102H212V103H209V101H212V98L214 99ZM217 97H218V98H217ZM248 97H249V96H248ZM11 98H13L12 103L15 105V103H14L13 101H16V100H14V97H13V96H12ZM11 98H10V99H11ZM23 98H24V97H23ZM23 98L20 99V100H22L20 104H22V102L26 100V99L23 100ZM38 98H37V99H38ZM104 98H103V100H104ZM107 98H105V99H107ZM185 98H186V97H185ZM201 98H202V97H201ZM0 99H1V96H0ZM35 99H36V98H35ZM69 99L71 100V98H69ZM80 99H81V98H80ZM186 99H187V98H186ZM217 99H220V100L218 101ZM2 100H4V99H2ZM7 100H8V99H7ZM49 100H50V99H49ZM139 100H140V98H139ZM188 100H189V99H188ZM0 101H1V100H0ZM38 101H39V100H38ZM71 101H72V100H71ZM71 101H70V102H71ZM132 101L134 102V99H133ZM184 101H185V100H184ZM2 102H3V101H2ZM16 102H18V101H16ZM25 102H26V101H25ZM28 102H29V101H28ZM40 102L42 103L41 100H40ZM117 102H118V100H117ZM222 102H223V100H222ZM12 103H10V104L12 105ZM38 103H39V102H38ZM85 103H86V102H85ZM122 103H123V102H122ZM124 103H127V102L125 101ZM128 103H131V102H128ZM128 103L126 104L127 106H128ZM136 103H137V102H136ZM183 103H185V102H183ZM203 103H204V102H203ZM50 104H51V103H50ZM54 104H55V103H54ZM75 104H76V103H75ZM75 104L73 103V106H74V107L78 106V105L75 106ZM77 104H78V103H77ZM131 104H132V103H131ZM134 104H135V103H134ZM171 104H172V102H171ZM176 104H178V103L176 102ZM192 104H193V103H192ZM197 104H198V103H197ZM206 104H209V106H206ZM210 104L212 105V107H210ZM263 104H264V103H263ZM263 104H262V105H263ZM23 105H24V103H23ZM26 105H27V103L25 104V106H26ZM37 105H38V104H37ZM42 105H43V104H42ZM82 105H83V104H82ZM120 105H121V104H120ZM124 105H125V104H124ZM157 105H161V104H157ZM164 105H166V104H163V106H162V105H161V106H158L159 109H160V112H161V113L163 112L161 109H162L163 107L165 108ZM12 106H13V105H12ZM21 106H22V105H21ZM93 106H94V105H93ZM121 106H122V105H121ZM132 106H134V105H132ZM215 106H216L217 108L219 107V105H216V104H215ZM223 106H224V105H223ZM14 107H15V106H14ZM22 107H23V106H22ZM40 107H42V106L40 105ZM40 107L38 106V108H40ZM95 107H96V106H95ZM139 107H140V106H138V108L136 107V108H137V111L140 109ZM156 107H157V106H156ZM161 107H162V108H161ZM177 107H178V105H177ZM180 107H181V105H180ZM192 107H193V106H192ZM204 107H205L206 109H205ZM207 107H208V108H207ZM220 107H222V104L220 105ZM12 108H13V107H12ZM77 108H78V107H77ZM77 108H76L75 110H77ZM100 108H101V107H100ZM168 108H169V107H168ZM168 108H167V106H166V109H163L164 112H166V110H167ZM178 108H179V107H178ZM182 108H184V107H182ZM182 108H181V109H182ZM195 108H197V107L195 106ZM214 108H215V107H214ZM14 109H15V108H14ZM209 109H208V110H209ZM212 109H213V108H212ZM215 109H216V108H215ZM215 109H213V110H215ZM222 109H225V108H222ZM12 110H13V109H12ZM23 110H24V109H23ZM80 110H81V109H80ZM176 110H180V109H176ZM185 110H187V109H185ZM192 110H193V108H192ZM220 110H221V109H220ZM245 110L248 111L247 109H245ZM252 110H253V108H252ZM10 111H11V110H10ZM13 111H14V110H13ZM17 111H18V110H17ZM17 111L15 112L16 114H17ZM20 111H21V110H20ZM20 111H19V112H20ZM25 111H26V110H25ZM73 111H74V110H73ZM190 111H191V110H190ZM205 111H204V112H205ZM211 111H212V110H211ZM211 111L209 110V111H206V112L210 113ZM217 111H218V110H217ZM66 112H68V111H66ZM164 112H163V113H164ZM68 113H69V112H68ZM77 113H79V112H77ZM161 113H160V114H161ZM216 113H217V112H216ZM244 113H245V112H244ZM13 114H14V113H13ZM16 114H15V115H16ZM20 114H21V113H20ZM73 114H74V113H73ZM73 114H72L71 116L74 117L75 115H73ZM219 114H220V113H219ZM219 114H216L217 117H222V114H223V113L220 114L221 116H219ZM21 115H22V114H21ZM67 115H68V114H67ZM216 115H215V116H216ZM223 115H224V114H223ZM76 116H77V115H76ZM163 116H164V115H163ZM168 116H170V115H168ZM14 117H15V116H14ZM73 117H72V119H70V120H74V121H72V122H75L76 118H75V117L73 118ZM77 117H79V116H77ZM81 117H82V116H81ZM249 117H250V116H249ZM70 118H71V117H70ZM250 118H251V117H250ZM15 119H16V118H15ZM226 119H228V118H226ZM238 120H239V119H238ZM249 120L251 121V119H249ZM68 121H69V120H68ZM245 121H247V120H245ZM17 122H18V121H17ZM17 122H15V123H17ZM72 122L69 121L70 124L68 123V124H66V125H64V126H65V127L68 126V125H69L68 127H70V126H74V127H71V129H72V130H75V129H74V128H75V123H74V124H71ZM229 122H230V121H229ZM66 123H67V122H66ZM238 123H239V122H238ZM249 123H250V122H249ZM253 123H254V122H253ZM262 123H264V122H262ZM76 124H77V123H76ZM157 124H158V123H157ZM122 125H124V124L119 125V126H120L119 129H120V130H122V129L124 130V132H123V130H122V132H123V136H124V133L126 132V129L123 128ZM159 125H160V124H159ZM163 125H164V124H163ZM163 125H162V126H163ZM258 125H259V127H260L261 124H258ZM44 126H46V125H44ZM44 126H43V127H44ZM48 126H49V125H48ZM64 126H63V127H64ZM113 126H115V125H113ZM121 126H122V127H121ZM157 126H158V125H157ZM162 126H160V127H162ZM255 126L257 127L256 124H255ZM63 127H62V128H63ZM65 127H64V128H65ZM68 127H66V128H68ZM111 127H112V126H111ZM116 127H117V126H116ZM116 127H112V128H116ZM124 127H125V126H124ZM35 128H36V127H35ZM35 128H33V130H36L35 133H31V134H34L35 136H36V135H37V136H38V135L40 136L41 134H43V132H44L43 130H44L46 127H44L43 130H39L38 127H37L38 129H35ZM47 128H48V127H47ZM50 129H51V128H49V130H50ZM57 129H58V128H57ZM68 129H69V128H68ZM108 129H110V128H108ZM149 129H150V128H149ZM149 129H148V130H149ZM156 129H158V128H156ZM22 130H23V129H22ZM37 130L41 131V132H40L41 134H39V133L36 134V133H37ZM49 130H48V131H49ZM117 130H118V129H117ZM150 130H151V129H150ZM46 131H47V130H45V135H46V134H49L48 131H47V133H46ZM151 131H152V133L154 132L153 129H152ZM151 131H150V132H151ZM209 131H210V130H208L207 133H211V132H209ZM32 132H33V131H32ZM49 132H50V131H49ZM52 132H53V131H52ZM52 132H50V135L52 134ZM115 132H116V129H115ZM117 132L119 133L120 131H117ZM117 132H116V133H117ZM148 132H149V131H148ZM213 132L215 133V131H213ZM75 133H76V132H75ZM75 133H74V134H75ZM128 133H130V132L128 131ZM128 133H126V134H128ZM28 134H29V132H28ZM31 134H30V135H31ZM78 134H79V133H78ZM78 134H77V135H78ZM104 134L106 135V133H104ZM134 134H135V132H134ZM134 134H133V132H132L131 134H129L130 136L128 135V136L130 137V139L132 138L131 135H134ZM197 134H198V137H199V132H198ZM200 134H204V133H200ZM50 135H49V137H50ZM55 135H56L57 137L59 136V135H57V133L54 134V136H55ZM60 135H61V134H60ZM119 135L121 136V132L119 133ZM137 135H138V134H137ZM28 136H29V135H28ZM28 136H27V137H28ZM42 136L44 137V135H42ZM51 136H52V135H51ZM54 136H53V137H54ZM72 136H73V135H72ZM75 136H76V135H75ZM107 136H108V135H107ZM120 136H119V137H120ZM123 136H121V137H123ZM153 136H154V133H153ZM192 136H193V135H192ZM16 137H17V136H16ZM40 137H41V136H40ZM53 137H52V139H53ZM79 137H80V136H79ZM147 137H148V136H147ZM155 137H156V136H155ZM188 137H189V136H188ZM188 137H187V138H188ZM201 137H202V136H201ZM201 137H199V138H201ZM68 138H69V137H68ZM76 138H78V137H76ZM109 138H110V137H109ZM123 138L126 139V138H128V137H126V135H125ZM151 138H153V137H151ZM189 138H190V137H189ZM189 138H188V139H189ZM192 138H194V137H192ZM259 138H260V137H259ZM262 138H263V136H261V139H259L258 142L261 143V140H264V139H262ZM17 139H18V138H17ZM30 139H31V136H30ZM38 139H40V138H38ZM55 139H56V138H55ZM79 139H80V138H79ZM133 139H136V138H133ZM147 139H148V138H147ZM172 139H173V138H172ZM188 139H186V140H188ZM254 139H255V138H254ZM19 140H20V139H19ZM28 140H29V139H28ZM66 140H67V139H66ZM77 140H78V139H77ZM81 140H82V139H81ZM123 140H124V139H123ZM127 140H128V139H127ZM131 140H132V139H131ZM154 140H155V139H154ZM186 140H184V141L186 142ZM256 140H258V137H257ZM256 140H255V141H256ZM1 141H2V140H1ZM52 141H53V140H52ZM78 141H79V140H78ZM111 141H112V140H111ZM58 142H60V140H59ZM58 142H57V143H58ZM65 142H66V141H65ZM68 142H70V141H68ZM136 142H137V141H136ZM138 142H139V141H138ZM153 142H155V141H153ZM231 142H232V141H231ZM54 143H55V142H54ZM253 143H256V142H253ZM135 144H136V143H135ZM194 144H195V143H194ZM249 144H250V143H249ZM256 144H257V143H256ZM262 144H263V142L261 143V145H262ZM55 145L57 146V144H55ZM68 145H72V144H68ZM68 145H67V146H68ZM146 145H147V144H146ZM151 145H152V144H151ZM191 145H192V144H191ZM259 145H260V144H258L257 146H259ZM34 146H35V145H34ZM38 146H39V145H38ZM56 146H55V147H56ZM72 146H73V145H72ZM72 146H71V147H72ZM98 146H100V145H98ZM144 146H145V145H144ZM187 146H188V145H187ZM68 147H69V146H68ZM73 147H74V146H73ZM75 147H77V146H75ZM75 147H74V148H75ZM37 148H38V147H37ZM78 148H79V147H78ZM78 148H77V149H78ZM81 148H82V147H81ZM83 148H84V147H83ZM252 148H253V147H252ZM263 148H264V147H263ZM263 148H262V149H263ZM28 149H29V148H28ZM68 149H70V148H68ZM111 149H112V148H111ZM116 149H117V148H116ZM116 149H115V150H116ZM154 149H156V148H154ZM154 149H152V150H154ZM204 149H206V148H204ZM204 149H203V151L201 150L203 153H205V152H204ZM31 150H32V149H31ZM35 150H36V148H35ZM78 150H79V149H78ZM81 151H82V152H81ZM81 151H80V154L83 153V157H84V156H85L84 154H85L86 152L84 153L83 150H81ZM112 151H113V150H112ZM117 151H119V149H118ZM154 151H155V150H154ZM156 151H157V149H156ZM206 151H207V150H206ZM45 152H46V151H45ZM120 152H123V151H120ZM157 152H158V151H157ZM202 152H200V153H202ZM214 152H215V151H214ZM219 152H220L221 154H220ZM219 152L216 151V154H217L216 156H217V158H219L218 154H220L221 156L225 155V154L222 153L221 151H219ZM0 153H1V152H0ZM30 153H32V152H30ZM30 153H29V154H30ZM36 153H37V152H36ZM43 153H44V152H43ZM207 153H208V152H207ZM78 154H79V153H78ZM90 154H91V153H90ZM263 154H264V153H263ZM36 155H37V154H36ZM39 155H40V154H39ZM44 155H45V154H44ZM56 155H57V154H56ZM71 155H72V154H71ZM76 155H77V154H76ZM119 155H120V154H119ZM119 155H118V156H119ZM199 155H200V154H199ZM199 155H198L197 157H199ZM201 155H203V154H201ZM201 155H200V156H201ZM204 155H205V154H204ZM208 155H209V157H211V153H210V154H207L206 156H208ZM2 156H3V155H2ZM2 156H1V157H2ZM40 156H42V155H40ZM65 156H66V158H67V155H65ZM72 156H73V155H72ZM81 156H82V155H81ZM118 156H117V157H118ZM212 156H215V155H212ZM216 156H215V157H216ZM27 157H28V156H27ZM37 157L39 158L38 155H37ZM43 157L45 158V156H43ZM74 157H75V156H74ZM85 157H86V156H85ZM183 157H184V156H183ZM227 157H228V156H227ZM227 157H226V158H227ZM32 158H33V157H32ZM38 158H37V159H38ZM40 158L42 159V157H40ZM94 158H95V157H94ZM118 158H119V157H118ZM173 158H174V156H173ZM173 158H172V159H173ZM224 158H225V157H224ZM17 159H18V158H17ZM29 159H30V158H29ZM37 159H36V160H37ZM62 159H63V158H62ZM67 159H68V158H67ZM84 159H85V158H84ZM115 159H116V156H115ZM120 159H122V157H121ZM123 159H124V158H123ZM123 159H122V160H123ZM170 159H171V158H170ZM170 159L167 160V161L171 162ZM172 159H171V160H172ZM174 159H175V158H174ZM233 159H235V158H233ZM233 159H231V161H230V159H229V157H228V161H227V162H228V163L230 162V165H231V163H232V164L234 163V162L232 161ZM34 160H35V158H34ZM36 160H35V161H36ZM39 160H40V159H39ZM43 160H44V159H42V161H39L40 163H39L38 161H36V162H38V163L41 165V162H45V160H44V161H43ZM53 160H54V159H53ZM69 160H70V159H69ZM122 160H121V161H122ZM31 161H32V160H31ZM31 161H30V162H31ZM63 161H64V160H63ZM84 161H85V160H84ZM1 162H2V161H1ZM32 162H33V161H32ZM81 162H82V161H81ZM118 162H119V161H118ZM235 162H236V161H235ZM38 163H37V164L35 163V164H36L35 166H38V165H39ZM45 163H49V162H45ZM84 163H85V162H84ZM121 163H122V162H121ZM165 163H166V162H165ZM92 164L94 165V163H92ZM119 164H120V163H119ZM122 164H123V163H122ZM125 164H126V162H125ZM148 164H149V163H148ZM167 164H168V163H167ZM234 164H235V163H234ZM40 165H39V166H40ZM44 165H45V164H44ZM76 165H77V164H76ZM106 165H107V164H106ZM7 166H8V165H7ZM35 166H34V167H31V168H35ZM121 166H122V165H121ZM126 166H127V165H126ZM238 166H239L238 168H241V167H242V166H240V165H238ZM40 167H41V166H40ZM44 167H45V166H44ZM92 167H93V166H92ZM88 168H89V167H88ZM122 168H124V169H122V170L130 171V169H128L127 167H126L127 169H126L124 166H123ZM152 168H153V167H152ZM204 168H205V167H204ZM236 168H237V167H236ZM20 169H21V168H20ZM182 169H183V168H182ZM26 170H27V169H26ZM89 170H90V168H89ZM94 170H95V167H94ZM200 170H201V169H200ZM195 171H197V170H195ZM203 171H204V170H203ZM205 171H207V170H205ZM108 172H109V171H108ZM4 173H5V172H4ZM46 173H47V172H46ZM137 173H138V172H137ZM137 173H136V174H137ZM203 173H204V172H203ZM209 173H211V172H209ZM5 174H8V172L5 173ZM89 174H90V173H89ZM213 174H214V173H213ZM216 174H218V173L216 172ZM8 175H9V174H8ZM152 175H153V174H152ZM207 175H209V174H207ZM56 176H57V174H56ZM205 176H206V175H205ZM246 176H247V175H246ZM51 177H52V176H51ZM176 177H177V176H176ZM227 177H229V176H227ZM227 177H226V178H227ZM239 177H240V176H239ZM247 177H249L248 179H250V180H251V179H256V177H255V178H254V177L252 178V177H250V176H247ZM0 178H1V177H0ZM6 178H7V176H6ZM60 178H61V177H60ZM193 178H194V177H193ZM210 178H211V177H210ZM245 178H246V177H245ZM245 178H244V179H245ZM8 179H9V178H8ZM10 179H11V178H10ZM66 179H67V178H66ZM66 179H65V180H66ZM212 179H213V178H212ZM237 179H240V178H237ZM237 179H236V181H233V180H234V179H233L232 182H233V183H234V182H237ZM244 179H243V180H244ZM248 179H247V180H248ZM5 180H6V179H5ZM11 180H12V179H11ZM11 180H10V181H11ZM55 180H56V179L54 178V180H53V181L51 180V181L54 183ZM142 180H143V179H142ZM144 180H145V179H144ZM157 180H158V179H157ZM174 180H175V179H174ZM177 180H178V179H177ZM230 180H231V179L229 178V181H230ZM241 180H242V178H241ZM247 180L244 181V182H245V186L242 185V182H243V181H242L241 183L238 181V183H240L242 186H241V185H237L236 183H234V185H235V186H234V185L232 184V182H231V181H230V182H231V184L234 186V189H235V190H237V188H239V189L237 190L238 193H239V191H240L241 189H242V190H241L240 192H244L243 189L246 190V189H245L246 184H249V183L252 181V180H251V181L249 180L250 182L248 183ZM256 180L259 181L258 179H256ZM49 181H50V180H49ZM133 181H134V180H133ZM161 181H162V180H161ZM161 181H160V182H161ZM192 181H193V180H192ZM195 181H196V180H195ZM227 181H228V179H227ZM227 181H226V182H227ZM229 181H228V182H229ZM253 181H254V180H253ZM253 181H252V183H253ZM257 181L254 182L255 185L257 184ZM1 182H2V181H1ZM6 182H7V181H6ZM15 182H17V181H15ZM15 182H14V183H15ZM76 182H77V181H76ZM141 182H142V181H141ZM145 182H146V181H144V183H145ZM162 182H163V181H162ZM172 182H173V181H172ZM180 182H181V181H180ZM262 182H263V181H262ZM25 183H26V182H25ZM50 183H51V182H50ZM55 183H58V181H55ZM55 183H54V184H52V183L50 184L51 186L54 185V190H53V188L50 186L51 189H52V192H51V193H53V195L55 194L54 192L56 191L55 188H57V187H55V185H56V186H59V185H57V184H55ZM80 183H81V182H80ZM102 183H103V182H102ZM104 183H105V182H104ZM136 183H137V182H136ZM163 183H164V182H163ZM176 183H178V182H176ZM192 183H193V182H192ZM18 184H19V183H18ZM81 184H82V183H81ZM138 184H141V183H138ZM145 184H146V183H145ZM174 184H175V183H174ZM220 184H221V183H220ZM231 184H230V185H231ZM9 185H10V184H9ZM9 185H8V186H9ZM46 185H47V184H46ZM48 185H49V184H48ZM82 185L84 186V184H82ZM112 185H113V184H112ZM169 185H170V184H169ZM178 185H179V184H178ZM230 185H229V186H230ZM236 185H237V187H236ZM251 185H252V184H250V186H251ZM16 186H17V185H16ZM60 186H62V185H60ZM68 186H73V184H72V185H71V184H68ZM76 186H77V185H76ZM76 186H75V187H76ZM88 186H90V185H88ZM133 186H134V185H133ZM135 186H136V185H135ZM149 186H150V185H149ZM149 186H148V188H149ZM173 186H174V185H173ZM173 186H168V185H167L166 187L172 189ZM175 186H177V185L175 184ZM175 186H174V187H175ZM193 186H194V185H192V187H193ZM201 186H202V185H201ZM203 186H204V185H203ZM225 186H226V185H225ZM227 186H228V185H227ZM229 186H228V187H229ZM239 186H240V187H239ZM2 187H3V186H2ZM46 187H47V186H46ZM48 187H49V186H48ZM50 187L48 188V191H50ZM77 187L79 188V185H78ZM77 187H76V188H77ZM84 187H85V186H84ZM104 187H105V185H104ZM107 187H108V185H107ZM107 187H106V188H107ZM136 187H137V186H136ZM138 187H140V185H138ZM141 187H142V186H141ZM141 187H140V188H141ZM151 187H152V186H151ZM178 187H179V189H180L179 191H183V190H184V189L181 190L180 185L177 186V188H178ZM208 187H209V186H208ZM210 187H211V186H210ZM218 187H220V186H218ZM231 187H232V186H231ZM231 187H229L230 190L233 188V187H232V188H231ZM235 187H236V188H235ZM248 187H249V186H248ZM13 188H14V187H13ZM60 188H61V187H60ZM72 188H74V186L71 187V189H72ZM87 188H88V187H87ZM94 188H95V187H94ZM132 188H133V187H132ZM140 188H139V189H140ZM195 188H196V186H195ZM195 188H194L193 190H195ZM200 188H201V187H200ZM202 188H204V187H202ZM221 188H222V186H221ZM229 188H228V189H229ZM246 188H247V187H246ZM249 188L251 189V187H249ZM249 188H248V190H249ZM39 189H40V188H39ZM45 189H47V188H45ZM74 189H75V188H74ZM74 189H72V190H74ZM91 189H92V188H91ZM97 189H98V188H97ZM142 189H144V188H142ZM188 189H189V188H188ZM198 189H199V188H198ZM198 189H197V190H198ZM212 189H213V188H212ZM216 189H217V188H216ZM216 189H215V190H216ZM219 189H220V188H219ZM224 189H226V190H225L226 192H227V191H229V192L232 191V190H231V191H230V190H227V188H224ZM41 190L43 191L44 188L41 189ZM58 190H59V188H57L56 193L59 194V196H61V195H60L61 193H59V192H61V189L59 190V192H58ZM79 190H81V189H79ZM79 190H78V191H79ZM98 190H100V189H98ZM108 190L110 191V189H108ZM120 190H121V189H120ZM136 190H138V189H136ZM153 190H154V189H153ZM193 190H189V192L191 191V193H193V192H192ZM204 190L206 191V188H204ZM207 190H209V189H207ZM220 190H221V189H220ZM220 190H219L218 192H216V194L219 193V197L222 196V195H220V193H221ZM222 190H223V189H222ZM222 190H221V191H222ZM75 191H77V189H75ZM75 191H74V193H76ZM78 191H77V192H78ZM90 191H91V190H90ZM112 191H113V189L111 190V192H112ZM116 191H117V190H116ZM132 191H133V190H132ZM144 191H145V190H144ZM169 191H170V190H169ZM198 191H199V190H198ZM198 191H197V193H200V191H199V192H198ZM205 191H204V193H205ZM210 191H211V190H210ZM237 191H234V190H233L232 193H234V194L236 193V194H237ZM246 191H247V190H246ZM25 192H26V191H25ZM63 192H64V191H63ZM99 192H100V191H99ZM154 192H155V191H154ZM184 192H186V188H185ZM201 192H202V190H201ZM226 192H225V193H226ZM47 193H48V192H46V194H47ZM69 193H70V191H69ZM74 193H73V194H74ZM80 193L82 194L83 192H80ZM80 193H78V194H80ZM84 193H85V192H84ZM91 193H92V191H91ZM108 193H109V192H108ZM117 193H118V192H117ZM121 193H123V192H121ZM182 193H183V192H182ZM212 193H213V192H212ZM212 193H211V194H212ZM225 193L223 192V194H225ZM244 193H246V192H244ZM262 193H264V192H262ZM57 194H56V198H54V197L52 196V194H50V195L54 198V200H53V199H51V196H49L50 199L52 200V203H53L54 201H56L55 199H57V196H58ZM76 194H77V193H76ZM81 194H80V197H79V201H80V199L84 198V196H85V195H83V197H82ZM85 194H86V193H85ZM97 194H98V197H99V196H100L101 194H103V193H101V194H100V193H97ZM119 194H120V193H119ZM154 194H155V193H154ZM211 194L209 195L210 197H211ZM216 194H215V195H216ZM22 195H23V194H22ZM48 195H49V193H48ZM71 195H72V194H71ZM110 195H111V194H110ZM200 195H201V193H200ZM213 195H214V194H212V196H213ZM229 195H231V194H229ZM259 195H260V194H259ZM24 196H25V195H24ZM24 196H23V197H24ZM54 196H55V195H54ZM59 196H58V197H59ZM72 196H73V195H72ZM209 196H208V198H209ZM12 197H13V196H12ZM47 197H48V196H45V197L42 198V199H44V201H46L45 198L49 200V197H48V198H47ZM89 197H90V196H89ZM123 197H124V196H123ZM123 197H122V198H123ZM147 197H148V196H147ZM184 197H185V195H184ZM184 197H183V199H184ZM217 197H218V196H217ZM219 197H218V198H219ZM222 197H223V196H222ZM261 197L263 198L264 195H263V196L261 195L260 198L257 197V196L254 197V198H256V199L253 198V200H256V201L258 200L257 202H256V201H255V202H256V203H259V206H260V208L262 209V211H260V213H259V207L257 208V205H255V204L253 205V204H252L253 201H252V198H251V197H250L251 199L248 198V199H250L248 202L250 203V202L252 201V203H251L252 206H251L250 204H248V203H246V205H244V206H247V205H248V207H249V205L251 206V208L249 207L250 211H248V210H247V211L249 212L250 215H252V217L254 216L253 214L257 215L256 217H258V222H259V220H260L259 216H261V214H263V217H264V208L262 207V205H263L264 203L262 202L263 200L261 199ZM25 198H26V197H25ZM72 198L74 199V196H73ZM91 198H92V197H91ZM99 198H100V197H99ZM99 198H98L97 200H100V199H101V198H100V199H99ZM102 198H104V197L102 196ZM112 198H113V196H112ZM116 198H117V196H116ZM257 198H259V199H257ZM84 199H85V198H84ZM118 199H119V198H118ZM200 199H201V198H200ZM206 199H207V198H206ZM206 199H205V200H206ZM209 199L211 200L212 197L209 198ZM209 199H207V200H209ZM214 199H215V197H214ZM214 199H213V200H214ZM219 199H221V198H219ZM243 199H244V198H243ZM243 199L241 200V202L243 201L242 203H245V201L247 200V197H246V199H244L245 201H244ZM263 199H264V198H263ZM22 200H24V199H22ZM48 200H47V202H48ZM59 200H60V198H59ZM87 200H89V198H88ZM87 200H86V201H87ZM90 200H91V199H90ZM90 200H89V201H90ZM92 200H93V198H92ZM132 200H133V199H132ZM186 200H188V199H186ZM186 200H185V202L187 203V206H188L189 208H191V210H192V209L194 208V206H196L195 200H194L193 202H192L193 199H192V200H188V202L191 201L190 203H188ZM210 200H209V202H210ZM213 200H212V201H213ZM222 200H224V199H222ZM226 200H227V199H226ZM260 200H261V201H260ZM6 201H7V200H6ZM13 201H14V198H13ZM24 201H25V200H24ZM76 201H77V200H76ZM86 201H84V202H86ZM106 201H107V200H106ZM108 201H109V200H108ZM134 201H135V200H134ZM178 201H179V200H178ZM200 201H201V200H200ZM215 201H217V198L215 199ZM215 201H214V202H215ZM229 201H230V200H229ZM233 201H234V200H232V202H233ZM238 201H239V200H238ZM0 202H1V201H0ZM37 202H38V201H37ZM42 202H43V201H42ZM97 202H98V201H97ZM109 202H110V201H109ZM126 202H127V201H126ZM131 202H132V201H131ZM156 202H157V201H156ZM185 202H184V201L182 202L183 205H185V204H184ZM196 202H197V201H196ZM198 202H199V201H198ZM220 202H221V201H220ZM227 202H228V201H227ZM234 202H237V201H234ZM246 202H247V201H246ZM260 202H262L263 204L261 203V204H262V205H261ZM3 203H4V202H3ZM7 203H8V202H7ZM17 203H18V202H17ZM19 203H20V202H19ZM23 203H24V202H23ZM49 203H50V202H49ZM54 203H55V202H54ZM61 203H62V202H61ZM79 203H80V202H79ZM79 203H78V204H79ZM81 203H83V201H81ZM86 203H87V204H85L84 207H89V206H91V205L88 206V203H89L88 201H87ZM93 203H94V200H93ZM110 203H111V202H110ZM151 203H153V202H151ZM154 203H155V202H154ZM182 203H180V205H181ZM194 203H195V204H194ZM200 203H201V202H200ZM210 203H211V204H210ZM210 203H207L208 205L210 204L209 209H210V208H213V206H214V205L212 204V202H210ZM218 203H219V202H218ZM11 204H12V202H11ZM27 204H28V205H27ZM30 204H31L30 202H29V203H26V207L29 206V208H30V207H31ZM78 204L76 203V205H74L75 210L77 209L78 211H75L74 209H70V210H69V211H72V210H73V212L75 211V213L72 212L74 215H75L76 213H80V215H81V214H84L83 212L86 211V208H84V207H82V206L79 208V207H78ZM99 204H101V203H99ZM127 204H128V203H127ZM130 204H131V203H130ZM193 204H194V205H193ZM203 204L206 205V203H203ZM203 204H201L202 207L204 206ZM232 204H233V203H232ZM234 204H235V203H234ZM239 204H240V203H239ZM14 205H16V204L14 203ZM18 205H19V204H18ZM23 205L25 206V204H23ZM71 205H73V204L71 203ZM79 205H80V204H79ZM81 205H82V204H81ZM86 205H87V206H86ZM95 205H96V204H94L93 206H95ZM111 205H112V204H111ZM124 205H125V204H124ZM199 205H200V204H198V206H196V207H198V210L201 208V205H200V207H199ZM212 205H213V206H212ZM12 206H13V205H12ZM19 206L21 207V204H20ZM33 206H34V209H35V205L32 204V207H33ZM64 206H65V205H64ZM93 206H91V209H90V207L87 208V209H88V210H87V213L85 212V214H84L85 217H86V215H87L88 220H90L89 218H92L93 214H94V215H95V214H96V215L98 214V215L100 216V213L102 212V210H101L100 213H94L96 209H95V210L93 209V210H94V212H93V210H92ZM99 206H100V205H99ZM116 206H117V205H116ZM128 206L130 207L129 204L127 205V208H129ZM169 206H170V205H169ZM173 206H175V205H173ZM177 206H178V205H177ZM181 206H182V205H181ZM236 206H237V205H236ZM14 207L16 208V206H14ZM36 207H37V205H36ZM39 207H40V206L38 205V209H39ZM47 207H48V206H47ZM57 207H58V205H56V208H57ZM76 207H77V208H76ZM105 207H106V206H105ZM179 207H180V206H179ZM179 207H178V208H179ZM192 207H193V208H192ZM1 208H3V207H1ZM1 208H0V209H1ZM11 208H12V207H11ZM43 208H44V206H43ZM48 208H49V207H48ZM60 208H62V207H60ZM112 208H113V207H112ZM112 208H111V212H112ZM121 208H123V207H121ZM175 208H177V207H175ZM207 208H208V207H207ZM244 208H245V207H244ZM38 209H36V210L39 211L40 209H39V210H38ZM79 209H80V210L82 209L81 211H83V212L79 211ZM84 209H85V211H84ZM123 209H124V208H123ZM162 209H163V208H162ZM185 209H186V208H185ZM185 209H184V211H185ZM196 209H197V208H195V209L193 210V213H194V211H195ZM201 209H202V208H201ZM201 209H200V210H201ZM203 209H204V207H203ZM205 209H206V208H205ZM236 209H237V208H236ZM242 209H243V208H242ZM242 209L240 210L241 212H242ZM246 209H247V208H246ZM4 210H5V208H4ZM4 210L2 209L3 212H4ZM36 210H35V211H36ZM41 210H42V209H41ZM46 210H47V209H46ZM46 210H45V211H46ZM48 210H49V209H48ZM48 210H47V211H48ZM58 210H60V209L58 208ZM97 210H98V209H97ZM113 210H115V209H113ZM127 210H128V209H127ZM130 210H132V208H131ZM170 210H171V209H170ZM186 210H187V209H186ZM206 210H208V209H206ZM32 211H33V209H32ZM45 211L43 210V212H45ZM98 211H99V210H98ZM121 211L124 212V210H122V209H121ZM121 211H120V213H119V212H118V213L121 214V215L123 214L122 216H124V214L127 213V212L121 213ZM201 211H202V210H201ZM210 211H211V210H210ZM227 211H228V210H227ZM227 211H226V212H227ZM9 212H10V211H8L7 213L9 214ZM13 212H14V211H13ZM58 212H59V211H57V213H58ZM60 212L63 213L62 210H61ZM103 212H104V211H103ZM103 212H102V213H103ZM106 212H109V211H106ZM115 212H116V211H115ZM162 212H164V211L161 210V214H163ZM197 212H198V213H197ZM199 212H200V211H196L195 213H197V214H201V213H199ZM257 212H258V213H257ZM262 212H263V213H262ZM1 213H2V212H1ZM36 213L39 214L38 212H36ZM61 213H60V214H61ZM66 213H68V212H66ZM112 213H113V212H112ZM154 213H155V212H154ZM158 213H159V211H158ZM206 213H208V212H206ZM227 213H229V212H227ZM227 213H226V214H227ZM230 213H231V212H230ZM230 213H229V214H230ZM238 213H239L240 215H243V218H242V219H245L246 221L248 220V218H246L247 215H246V217L244 216V213H245V212L242 213V214H241L240 212H238ZM246 213H247V212H246ZM5 214H6V212H4L3 215H5ZM11 214H13V213L11 212ZM43 214H45V213H43ZM46 214H48V213H46ZM50 214H51V212H50ZM68 214H69V213H68ZM73 214H71V217H72ZM131 214H132V213H131ZM131 214H130V215H131ZM155 214H157V213H155ZM155 214H154V218H156V223H157L158 221L160 222L161 220H159L157 216L155 217ZM202 214H203V213H202ZM229 214L225 216V212L223 213V215H224L225 217L230 216V217H232L231 220L234 219V216H235V215H233V214L231 213V215H233V216H231V215H229ZM6 215H7V214H6ZM55 215H57V214H55ZM55 215H54V213H52V216H55ZM61 215H63V214H61ZM78 215H79V214H78ZM78 215H77V217H79ZM84 215H82V216L84 217ZM98 215H97V216H98ZM104 215L107 216L105 213H104ZM150 215H151V214H150ZM159 215H160V214H159ZM159 215H158V216H159ZM223 215L221 214V217H222ZM240 215L238 216V219L242 217V216H240ZM34 216H35V215H34ZM40 216H41V215H40ZM45 216H46V215H45ZM50 216H51V215H50ZM57 216H58V215H57ZM63 216H65V217H64L65 221H68V219H69L70 216H66L65 213H64ZM89 216H91V217H89ZM97 216H95V217H97ZM99 216H98V217H99ZM102 216H103V215H102ZM119 216H120V215H119ZM122 216H121V219L123 218L122 220L125 221L124 217H122ZM195 216H197V215H195ZM199 216H200V215H199ZM215 216H216V215H215ZM236 216H237V215H236ZM236 216H235V217H236ZM2 217H3V216H2ZM2 217H1V218H2ZM8 217H10V216L7 215V218H8ZM46 217H47V216H46ZM48 217H49V216H48ZM71 217H70V218H71ZM73 217H74V216H73ZM77 217H74V218L76 219ZM93 217H94V216H93ZM98 217H97V219H98ZM109 217H110V216H109ZM109 217H108V218H109ZM112 217H113V216H112ZM142 217H143V216H142ZM161 217L164 218L165 215H162V216L160 215V219H161ZM225 217H224V218L222 217V218H223V219H227V218H225ZM230 217H229L228 219H230ZM244 217H245V218H244ZM4 218L7 219L6 217H4ZM43 218H44V217H43ZM43 218H42V219H43ZM50 218H53V217H50ZM58 218H62V217H58ZM66 218H67V220H66ZM104 218H105V217H104ZM146 218H147V217H146ZM151 218H152V217H151ZM165 218H166V217H165ZM216 218H217V217H216ZM216 218H215V220H216ZM218 218L221 219V218H220V215L218 216ZM218 218H217V219H218ZM253 218H254V217H253ZM261 218H262V216H261ZM78 219H79V218H77V220H78ZM85 219H86V218H85ZM85 219H84V221H85ZM126 219H127V218H126ZM131 219H132V218H131ZM143 219H144V217H143ZM148 219H149V218H148ZM157 219H158V221H157ZM210 219H211L210 223L213 221V225L215 226L214 223H215L216 221L213 220L214 217H213V218H210ZM219 219H218V221H221V220H219ZM235 219H236V218H235ZM235 219H234V220H235ZM238 219H237V220H238ZM1 220H2V219H1ZM52 220H53V219H52ZM80 220H81V219H80ZM82 220H83V219H82ZM103 220H104V219H103ZM128 220H130V217H129ZM153 220H154V219H153ZM153 220L151 219V221H153ZM164 220H165V219H164ZM178 220H179V219H178ZM181 220H182V219H181ZM234 220H233V222L230 223L231 225L234 224ZM237 220H236V221H237ZM254 220H255V219H254ZM254 220H253V221H254ZM262 220H263V218H262ZM262 220H261V221H262ZM43 221H44V220H43ZM60 221H61V219H60ZM95 221H96V220H95ZM104 221H105V220H104ZM124 221H123V222H124ZM130 221H131V220H130ZM130 221H127V220H126L125 222L128 223V222H130ZM134 221H135V219H134L133 221H131V224H132V223H133V224H134V223L136 224V222H134ZM141 221H142V223L145 222V221H143V220H141ZM162 221H163V219H162ZM187 221H189V220H187ZM229 221H230V220H229ZM243 221H244V220H243ZM261 221H260L259 223L263 224V227H264V223H263V221H262V222H261ZM10 222H11V220H10ZM15 222H16V221H15ZM61 222H62V221H61ZM68 222L70 223L71 221L69 220ZM68 222H66V223H68ZM101 222H102L101 224L103 225V228L101 229V232H102V231L104 230V228H105V227H104V226H105V223H103V221H101ZM105 222H106V221H105ZM159 222H158V223H159ZM164 222H165V221H164ZM179 222H180V221H179ZM189 222H190V221H189ZM224 222H225V221H224ZM226 222H227V221H226ZM256 222H257V221H256ZM258 222H257V225H259ZM51 223H52V222H51ZM63 223H64V222H63ZM92 223H94V222H92ZM92 223H91V224H92ZM95 223H96V222H95ZM98 223H99V222H98ZM138 223H139V222H138ZM138 223L136 224V225H137V228H138V225H141V224H138ZM151 223H152V222H151ZM156 223H155V221H154V224H153V225H155ZM170 223H171V222H170ZM170 223H168V224H170ZM176 223H177V220H176ZM176 223H175V224H176ZM184 223H185V221H184ZM227 223H228V222H227ZM237 223H238V221H237ZM239 223H240V222H239ZM242 223H244V222H242ZM9 224H10V223H9ZM49 224H50V223H49ZM64 224H65V223H64ZM70 224H72V222H71ZM99 224H100V223H99ZM101 224H100V225H101ZM106 224H107L106 227L109 228V231L112 230V227H113L114 225L116 226V222H115V223H114V222H112V223L110 222L109 226H108V223H106ZM111 224H112V225H111ZM124 224H125V223H123V226H124ZM135 224H134V225H135ZM147 224H148V223H147ZM161 224L163 225L164 223L161 222ZM168 224H167V225H168ZM172 224H174V223H172ZM175 224H174V225H175ZM181 224H183V223H181ZM187 224H188V222H187ZM230 224L228 225V227L222 226L223 229H225V228H229V227H230L231 229H228V230L231 231V232H232V229H234V228H235V230H237V229H236V224H235L234 227L231 226ZM261 224H260V225H261ZM10 225H11V224H10ZM16 225H17V224H16ZM16 225H15V227H17ZM50 225H51V224H50ZM50 225H49V226H50ZM53 225H54V224H53ZM73 225H75L74 227H76L75 222H73ZM79 225H83V224H82V223H79ZM94 225H95V224H94ZM96 225H97V224H96ZM96 225H95V228H96ZM120 225L122 226V224H120ZM120 225H119V226H120ZM145 225H146V222H145L144 226H145ZM164 225H165V224H164ZM167 225H166V226H167ZM178 225H179V224H178ZM178 225H177V226H178ZM184 225L186 226V223H185ZM184 225H183V228H184ZM192 225H193V224H192ZM192 225H191V223H189L187 226H188V228H189V227H190V228H193L194 225H193V227H191ZM237 225H242V224L240 223V224H237ZM260 225H259V226H260ZM1 226H2V225H1ZM1 226H0V227H1ZM13 226H14V225H13ZM42 226H43V225H42ZM46 226H47V225H46ZM126 226H127V225H126ZM128 226H129V224H128ZM142 226H143V225H142ZM144 226H143V227H144ZM146 226L148 227V225H146ZM149 226H150V224H149ZM158 226H159V225H158ZM168 226H169V225H168ZM168 226H167V227H168ZM187 226L185 227L186 229H187ZM200 226H201V225H200ZM214 226H213V228H215ZM226 226H227V225H226ZM10 227H11V226H10ZM19 227H22V226H19ZM19 227H17V228H19ZM23 227H24V226H23ZM23 227H22V228H19V230H24ZM55 227H57V226H55ZM72 227H73V226H72ZM98 227H99V226H98ZM98 227H97V228H98ZM101 227H102V226H101ZM101 227H100V228H101ZM159 227H160V226H159ZM163 227H164V226H162V228H163ZM170 227H171V226H170ZM174 227H175V226H174ZM224 227H225V228H224ZM241 227H242V229H243V227L246 228L247 226L242 225V226H240L239 228L241 229ZM261 227H262V225H261ZM53 228H54V227H53ZM78 228H79V227H78ZM86 228H87V227H86ZM108 228H107V229H108ZM114 228H115V227H114ZM121 228H122V227H121ZM123 228H126V227L124 226ZM123 228H122V229H123ZM140 228H141V226H140ZM144 228H145V227H144ZM150 228H151V227H150ZM172 228H173V226H172ZM176 228H177V227H176ZM199 228H201V227H199ZM199 228H198V229H199ZM252 228H254V227H252ZM1 229H3V227H1ZM79 229H80V228H79ZM107 229H106V230H107ZM166 229H167V228H166ZM170 229H171V228H170ZM198 229H197V230H198ZM207 229H208V228H207ZM215 229H216V228H215ZM215 229H214V230H215ZM240 229H239V232H240ZM242 229H241V230H242ZM256 229H257V228H256ZM19 230H18V231H19ZM26 230H27V229H25V230L23 231V233H24ZM94 230H95V229H94ZM106 230H104V231L106 232L105 234L107 235V231H106ZM114 230H115V229H114ZM141 230H142V229H141ZM150 230H151V229H150ZM184 230H185V229H184ZM209 230L212 231V232L214 231V230H211V229H210V226H209ZM217 230H218V229H217ZM228 230H227V231H228ZM235 230H233V231H234V234H235ZM243 230L245 231V229H243ZM243 230L241 231V233L243 232ZM260 230L262 231V229H261L260 227H258L257 232H254V234L258 235L257 233L260 232L259 234L261 235L262 232H261ZM263 230H264V228H263ZM12 231H13V229H12ZM115 231H116V230H115ZM121 231H122V230H121ZM127 231L129 232L128 228H127ZM145 231H147V229H146ZM167 231H169V229H168ZM171 231L174 232L173 229L170 230V232H171ZM177 231H178V230H177ZM177 231H175V232H177ZM181 231H183V229H181ZM187 231H188V230H187ZM189 231H192V230L190 229ZM215 231H216V230H215ZM218 231H219V230H218ZM227 231H224V232H223V230L219 231V232H218V236L221 237V234H222V233H220V232H223V233L227 234V235H226L227 237L231 236V237L233 238V234L231 233L232 235H230V234L228 235V232H229V231H228V232H227ZM5 232H6V231H5ZM9 232H10V229H9ZM28 232H29V231H28ZM113 232H114V231H113ZM143 232H144V231H143ZM149 232H151V231H149ZM172 232H171V233H172ZM196 232H197V231H196ZM196 232H188L187 235H189V234L191 233V235H192L194 238L196 237V239H195L196 241H198V240H201V241H202L203 238L201 239V238H200L201 236L199 237V233H198V235H197ZM216 232H217V231H216ZM226 232H227V233H226ZM245 232H246V231H245ZM245 232H244V233H245ZM13 233H14V232H13ZM25 233H27V232H25ZM25 233H24V234H25ZM29 233H30V232H29ZM133 233H134V232H133ZM133 233H130V236H131V234H133ZM145 233H146V232H145ZM178 233H181V232H177V233H175V234H177V236L179 237V239H177V238L175 239V237H174V239L177 240V241H175V242H177V243L179 242V244H180V243H182V245H183L184 243L187 244V242L190 241V239H191V240L194 239V238H192L191 235H190V236H189L190 238H188V237L186 236V237H187V242L182 241V238H181V236H180L181 234L178 235ZM193 233H195V235H194ZM200 233H201V231H200ZM213 233H214V232H213ZM246 233H247V236H249L250 233H248V232H246ZM9 234H10V233H9ZM20 234H21V232L19 231V235H18V234H16V235L20 236ZM86 234H87V232H86ZM86 234H85V235H86ZM95 234H96V233H95ZM100 234H101V233H100ZM111 234H112V232H111ZM114 234H115V232H114ZM135 234H136V233H135ZM135 234H134V235H135ZM154 234H155V232H154ZM182 234H183V233H182ZM205 234H206V236H207V233H204V234H201V235H203V237H204L205 239H207L208 236H207V238H206ZM219 234H220V235H219ZM237 234H238V233H237ZM239 234H240V233H239ZM254 234H252V235H254ZM3 235H5V234H3ZM3 235L1 234L0 236L2 237ZM31 235H32V234H31ZM35 235H36V233H35ZM37 235H38V234H37ZM106 235H105V236H106ZM127 235H128V234H127ZM155 235H157V234H155ZM160 235H161V233H160ZM235 235H236V234H235ZM235 235H234V239L236 240L235 242H238V240L236 239V237H238V236L235 237ZM263 235H264V233H263ZM23 236H24V235H23ZM23 236H20V238L23 237ZM25 236H26V235H25ZM98 236H99V235H98ZM100 236H101V235H100ZM128 236H129V235H128ZM132 236H133V235H132ZM174 236H175V235H174ZM209 236H211V235H209ZM222 236H223V235H222ZM245 236H246V235H245ZM247 236H246V237H247ZM5 237H7V236H5ZM13 237H15V236L13 235ZM26 237H28V236H26ZM29 237H30V236H29ZM39 237H41V238L43 239L45 236H44V237L39 236ZM86 237H87V236H86ZM86 237H85V238H86ZM102 237H103V236H102ZM155 237L157 238V236H155ZM159 237H160V236H159ZM197 237H198L199 239H197ZM212 237H214V234H213ZM212 237H211V239H213ZM216 237H217V236H216ZM216 237H214V238H216ZM10 238H11V237H10ZM34 238H35V237H34ZM37 238H38V237H37ZM41 238H40V239H41ZM49 238H50V237H49ZM100 238H101V237H100ZM112 238H113V236H112ZM134 238H135V239H138V238H136L135 236H134ZM180 238H181V239H180ZM209 238H210V237H209ZM209 238L206 240V241H207V247H208V248L206 247V244H205V247H206L207 249H209V247L211 248V246H209V245H210V244H213V243L215 242L214 239H213V242L210 243V244H208V240H209ZM239 238H240V237H239ZM253 238H254V237H253ZM11 239H12V238H11ZM17 239H18V237H17ZM22 239H23L24 241H21V240H20V241H21V242H25V238H22ZM46 239H47V238H46ZM50 239H51V238H50ZM77 239H78V238H77ZM86 239H87V238H86ZM110 239H111V238H110ZM126 239H127V238H126ZM139 239H140V237H139ZM157 239H158V238H157ZM157 239H156V240H157ZM205 239H204V240H205ZM226 239H228V238H226ZM234 239H232L231 242H232V241L234 242ZM1 240H3V239H0V242H1ZM18 240H19V239H18ZM29 240H30V239H29ZM31 240H32V237H31ZM33 240H36V239H33ZM38 240H39V238H38ZM80 240H81V239H80ZM112 240H113V239H112ZM162 240H163V238H162ZM179 240H181L182 242L179 241ZM183 240H185V239H183ZM215 240H216L215 243L217 244V241H218L219 239H215ZM228 240H229V239H228ZM26 241H27V240H26ZM36 241H37V240H36ZM41 241H42V240H41ZM77 241H78V240H77ZM165 241H166V240H165ZM221 241H222L221 243H220V240L218 241V244H219V245H221V244L224 242V240H222V239H221ZM225 241H226V240H225ZM229 241H230V240H229ZM248 241H249V240H248ZM16 242H17V241H16ZM16 242H14V243H16ZM31 242H33V241H31ZM38 242H39V241H38ZM46 242H47V241H46ZM46 242H45V244H48V243H46ZM48 242H49V241H48ZM87 242H88V241H87ZM112 242H114V241H112ZM112 242H111V243H112ZM122 242H123V241H122ZM140 242H141V241H140ZM159 242H161V241L159 240ZM159 242H158V244H159ZM173 242H174V241H173ZM175 242H174V246L170 243V245L173 246L172 248H174V247L176 248V247H177V244H176ZM226 242H227V241H226ZM226 242H225V243H226ZM235 242H234V243H235ZM244 242H245L244 240L241 241V243H243V244H244ZM2 243H3V242H2ZM19 243H20V242H19ZM34 243H35V242H34ZM81 243H82V242H81ZM107 243H108V242H107ZM137 243H138V241H137ZM137 243L134 242L133 244H136L137 246H138L139 244L141 245V243H139V244H137ZM162 243H163V242H162ZM165 243H166V242H165ZM167 243H168V242H167ZM205 243H206V242H205ZM241 243H240V244H241ZM247 243H249V242H247ZM12 244H13V243H12ZM23 244H24V243H23ZM25 244L29 246L30 242H29V244H28V242H25ZM25 244H24V245H25ZM36 244H37V242H36ZM42 244H43V243H42ZM45 244H43V245L45 246ZM109 244H110V243H109ZM114 244H115V243H114ZM133 244H132V245H133ZM142 244H143V242H142ZM175 244H176V246H175ZM179 244H178V245H179ZM191 244H192V242H191ZM196 244H197V247H198V245H199L200 243H199V244L196 243ZM218 244H217V245H218ZM235 244L237 245V243H235ZM14 245H15V244H14ZM14 245H13V246H14ZM39 245H40V244H39ZM49 245H50V244H49ZM55 245H56V244H55ZM90 245H91V244H90ZM128 245H129V244H128ZM140 245H139V246H140ZM182 245L180 246L181 248L179 247L180 250H182V248L184 247V246H182ZM222 245H223V244H222ZM225 245H226V244H225ZM225 245H223V246L225 247ZM233 245H234V244H233ZM4 246H5V245H3V247H4ZM30 246H31V245H30ZM84 246H85V245H84ZM88 246H89V245H88ZM94 246H95V245H94ZM122 246H123V245H122ZM133 246H134V245H133ZM142 246H144V245H142ZM142 246H141V247H142ZM162 246H163V245H162ZM166 246H167V244H166ZM186 246H187V245H186ZM186 246H185V247H186ZM192 246H193V245H192ZM192 246H190V247H192ZM195 246H196V245H195ZM202 246H203V245H202ZM212 246H213V245H212ZM243 246H244V245H243ZM6 247H7V246H6ZM19 247H21V246H19ZM32 247H36V245H35V246H32ZM48 247H49V246H48ZM144 247H145V246H144ZM199 247H201V245H199ZM221 247H222V246H221ZM221 247H220V248H221ZM235 247H236V246H235ZM241 247H242V246H241ZM29 248L31 249V247H29ZM29 248H28V252H29ZM98 248H99V247H98ZM138 248H139V250H141L140 247H138ZM172 248L170 247V250L172 251L171 253H173V249H172ZM179 248H177V249H179ZM193 248H194V247H192V249H193ZM195 248H196V247H195ZM203 248H204V246H203ZM217 248H219V246H217ZM220 248H219V250H220ZM226 248H227V247H226ZM236 248H237V247H236ZM243 248H244V247H243ZM246 248H247V247H246ZM16 249L18 250V248H16ZM26 249H27V246H26ZM26 249H25V250H26ZM49 249H51V247H50ZM122 249H123V248H122ZM122 249H121V250H122ZM164 249H165V245H164ZM187 249H188V248H186V252L188 251ZM232 249H234V247H233ZM237 249H238L237 252H241V251H242L241 248H240V249L237 248ZM244 249H245V248H244ZM244 249H243V250H244ZM6 250H7V249H6ZM108 250H109V249H108ZM198 250H199V249H198ZM209 250H210V252L215 251V249H212L213 251H211V249H209ZM219 250H218V251H219ZM223 250H224V249H223ZM31 251H32V249H31ZM163 251H164V250H163ZM167 251L170 252L169 250H167ZM167 251H166V252H167ZM199 251H200V250H199ZM246 251H247V250H246ZM258 251H259V252L262 251V254H264V248H263V250H261V249L258 250V249H257L256 252H258ZM16 252H17V251H16ZM41 252H42V251H40V253H38V254H43V255H44V252H42V253H41ZM144 252H145V251H144ZM168 252H167V253H168ZM181 252H182V251H181ZM184 252H185V251H184ZM186 252H185V253H186ZM210 252H208V253H210ZM220 252H221V251H220ZM224 252H225V251H224ZM226 252H227V251H226ZM242 252H245V251H242ZM247 252H248V251H247ZM252 252H253V250L250 251L249 253H247V254H250L249 257L254 256L255 258H257V260H259L258 257H262V256H263V258H264V255H261V256L256 257V256H255L256 254L254 255ZM254 252H255V251H254ZM259 252H258V253H259ZM13 253H14V252H13ZM21 253H22V251H21ZM174 253H175V252H174ZM174 253H173V254H174ZM201 253H202V252H201ZM201 253H199V254H201ZM251 253H252V255H251ZM2 254H3V253H2ZM23 254H24V253H23ZM28 254H29V253H27V255H28ZM90 254H91V253H90ZM177 254H178V253H177ZM204 254H205V253H204ZM242 254H244V253H242ZM259 254H260V253H259ZM8 255H9V254H8ZM11 255H12V254H11ZM27 255H26V256H27ZM30 255H31V254H29V256H30ZM46 255L48 256L47 253H46ZM184 255H185V254H184ZM186 255H187V254H186ZM208 255H209V254H208ZM228 255H229V254H228ZM231 255H232V252H231L230 256H231ZM233 255H234V253H233ZM233 255H232V256H233ZM238 255H239V254H238ZM238 255H235L236 258H237ZM5 256H6V255H5ZM31 256H32V255H31ZM31 256H30V258H31ZM115 256H117V255L115 254ZM204 256H205V255H204ZM217 256H218V255H217ZM221 256H222V255H221ZM232 256H231V257H232ZM32 257H33V256H32ZM44 257H45V255H44ZM48 257H51V258H52V256H48ZM121 257H122V256H121ZM142 257H143V256H142ZM145 257H146V256H145ZM145 257H144V258H145ZM189 257H190V256H189ZM210 257L212 258L211 254H210ZM254 257H253V258H254ZM15 258H16V257H15ZM39 258H40V257H39ZM41 258H42V257H41ZM41 258L39 259V261H41ZM144 258H143V261H145ZM168 258H169V257H168ZM177 258H178V257H177ZM263 258H262V259H263ZM0 259H1V254H0ZM18 259H19V258H18ZM101 259H102V258H101ZM113 259H114V258H113ZM162 259H163V261H168V262H169V260H167L166 258H165L166 260H164V258H162ZM169 259H170V258H169ZM193 259H194V258H193ZM31 260H32V259H30V261H31ZM33 260H34V258H33ZM36 260H37V259H36ZM36 260H34V263H35ZM42 260H43V259H42ZM46 260H48L47 257H46ZM197 260L199 261L198 258H197ZM216 260H218V259H216ZM239 260H240V259H239ZM263 260H264V259H263ZM11 261H12V260H11ZM115 261H116V260H115ZM141 261H142V260H141ZM170 261H171V260H170ZM26 262H27V261H26ZM31 262H32V261H31ZM31 262H30L29 264H31ZM135 262H136V261H135ZM137 262H138V261H137ZM146 262H147V261H146ZM262 262H263V261H262ZM129 263L131 264V262H129ZM143 263H144V262H143ZM147 263H148V262H147ZM166 263H167V262H166ZM170 263H171V262H170ZM237 263H238V262H237ZM40 264H41V263H40ZM42 264H45V262H44V263L42 262ZM46 264H47V262H46ZM79 264H80V263H79ZM135 264H136V263H135ZM137 264H138V263H137ZM144 264H145V263H144ZM167 264H168V263H167ZM179 264H180V263H179ZM181 264H183V263H181ZM196 264H198V263H196ZM204 264H205V263H204ZM245 264H246V263H245Z\"/></svg>","mask_w":264,"mask_h":264}]
</instances>
